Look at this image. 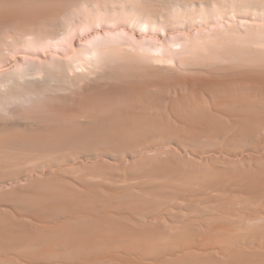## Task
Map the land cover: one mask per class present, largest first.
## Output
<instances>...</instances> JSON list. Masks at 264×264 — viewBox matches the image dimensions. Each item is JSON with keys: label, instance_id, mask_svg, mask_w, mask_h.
<instances>
[{"label": "bare ground", "instance_id": "bare-ground-1", "mask_svg": "<svg viewBox=\"0 0 264 264\" xmlns=\"http://www.w3.org/2000/svg\"><path fill=\"white\" fill-rule=\"evenodd\" d=\"M22 1V0H21ZM25 1V0H24ZM81 1V0H80ZM99 1V0H98ZM101 3H102V6L104 8H106V13L104 14L103 12V16H96L95 15V19L98 21V23L100 25H105L106 27L110 25H119L120 22H123L124 24H129V26H134L135 28H138L139 30H143L144 32H148V30L151 32L154 30L156 31L157 28L159 26H162L163 28H169L170 24H171V27H172V24H173V27H174V24H177L176 26H178L177 28L179 29V26L181 27L184 23L183 21H187L188 20V23L190 25L195 26V24H197V22H199V24L201 23V25H205L209 23H213L215 22L216 19H220L221 22H226V26H228V29L226 28H221V29H218L217 26H209V27H202L203 30H198L197 31V35L198 36H194V34H189V35H185L186 33L182 32L185 36L183 37V35L181 36V43H179L181 45L180 48H177L176 50H172L170 48V45L169 47L165 48V47H160V48H163L164 49V52L163 53H160L162 54L161 56H165V58H168L169 60L168 61H172L171 58H174L176 56V54L178 55H186V54H191L192 52L196 53L197 52H203V51H211L212 52L214 50H218V48L222 47L223 49V44H228L229 43H226L228 42L231 38L230 36H228L227 32L230 33L228 30L230 29L233 30V32L231 33H234L235 32V24H233L232 22L230 21H227L225 19V15L226 12L228 10H230V13L232 12V16L233 15H236V13L238 12L240 15L242 13L245 14L243 15L245 18V16H247V18H250L252 16H255V18L258 16H261L264 18V0H210L212 2H210L209 0H205L207 1L208 4L205 3H199V5L201 6V9H202V6H203V10H200V6L193 4V6H190V7H186L185 3H184V7L182 6L183 4H175V5H168V4H158V5H155L152 0H118V2H116V4H114L113 0H100ZM99 1V2H100ZM195 1V0H194ZM197 1V0H196ZM214 1V2H213ZM97 2V1H96ZM98 2V3H99ZM155 2V1H154ZM179 2V1H178ZM182 2V1H181ZM186 2H189V1H186ZM156 3V2H155ZM198 3V1H197ZM211 4H214V8L211 7ZM218 3V5H217ZM73 4H76V3H73ZM171 4V2H170ZM222 4V5H221ZM227 4H229L230 6H228ZM71 5H72V2H71ZM161 5V6H159ZM224 5V6H223ZM64 6V5H63ZM80 6V5H79ZM95 6H97L95 4ZM94 6V7H95ZM101 6V7H102ZM116 6V7H114ZM155 6H159L157 8H162V12L158 11L159 14L156 13V10H158L156 8V10L154 11L157 15H153L151 14L153 11L152 9L155 8ZM72 7V6H71ZM82 7V6H81ZM102 7V8H103ZM109 7H113L115 10L111 12H109V10L107 8ZM186 7V8H185ZM191 7H196L198 8L199 11H196L197 9H193L194 11L190 10ZM65 8V6H64ZM79 8V7H78ZM85 8V7H84ZM99 8V7H98ZM103 8V9H104ZM112 8V9H113ZM21 9V8H20ZM25 9V8H24ZM66 9V8H65ZM81 9V8H80ZM96 9V8H95ZM94 9V10H95ZM102 9V10H103ZM121 9V10H120ZM122 9L125 11L122 12ZM69 10V9H68ZM86 12H87V9H85ZM93 10V9H92ZM97 10V9H96ZM101 10V11H102ZM105 11V10H104ZM223 11V13H222ZM226 11V12H225ZM56 12V11H55ZM76 12V11H75ZM90 13V11H88ZM96 12V11H95ZM151 12V13H150ZM217 12V13H216ZM54 13V12H53ZM57 13V12H56ZM72 13V12H71ZM80 13V12H79ZM84 13V12H83ZM77 14V13H76ZM97 14V13H96ZM100 14V13H99ZM146 14V15H145ZM149 14H151V16H149ZM229 14V13H228ZM60 15V14H58ZM170 15H175L174 17L178 18L179 16V21H174V20H170L169 18H173V16L169 17ZM248 15H250V17H248ZM252 15V16H251ZM79 16V15H78ZM8 17V16H7ZM63 17V15H62ZM66 17V16H65ZM75 17V16H74ZM73 17V18H74ZM144 17V19H143ZM238 17V16H237ZM67 18V17H66ZM65 18V19H66ZM76 18V17H75ZM88 18V17H86ZM93 18V17H91ZM146 18V19H145ZM260 18V17H259ZM258 18V19H259ZM14 19V17H13ZM56 19V18H55ZM72 19V17H71ZM70 19V20H71ZM82 19V18H81ZM85 19V18H84ZM94 19V18H93ZM92 19V20H93ZM231 19V18H230ZM43 20V19H42ZM50 20V19H49ZM63 20V18H62ZM73 20V19H72ZM78 20V19H77ZM219 20V21H220ZM264 20V19H263ZM21 21V20H20ZM66 21V20H65ZM68 23H69V20L67 19ZM74 22L75 19L73 20ZM72 21V22H73ZM96 21V23H97ZM174 21V22H173ZM37 22V21H36ZM47 22V21H46ZM49 22V21H48ZM85 22V21H84ZM173 22V23H172ZM63 23V22H62ZM61 23V25H62ZM78 23V21H77ZM81 23V22H80ZM79 23V24H80ZM182 25H180V24ZM187 23V22H186ZM187 23V24H188ZM37 24V23H36ZM48 24V23H47ZM45 23V25H47ZM82 23V25L80 26V28L82 29L83 32L86 31V29L84 30V28L88 25ZM98 24V25H99ZM122 24V23H121ZM169 24V25H167ZM31 25V24H30ZM33 25V24H32ZM54 25V24H53ZM69 25V24H68ZM75 25V24H74ZM90 25V24H89ZM92 25V24H91ZM116 25H114L116 27ZM202 25V26H203ZM242 25V24H241ZM240 25V26H241ZM245 25V23H244ZM19 26V25H18ZM48 26V25H47ZM52 26V25H51ZM55 26V25H54ZM64 26V25H63ZM71 26V25H70ZM69 26V27H70ZM76 26V25H75ZM113 26V27H114ZM128 26V25H127ZM128 26V27H129ZM169 26V27H168ZM175 26V27H176ZM247 26V25H246ZM254 26V25H253ZM32 27V26H31ZM29 27V28H31ZM36 27V26H35ZM95 27V26H94ZM93 27V28H94ZM98 27V26H97ZM104 28L105 29V32L106 34L104 36H99L100 38H102L101 40H96L95 39V35H93L94 39L96 41H93V43L88 46V43L87 45H85V47L83 46L82 49H79V47H81L82 45L78 46V44H74L75 42H73L72 40V44L70 43V48L72 47L73 49V52H74V55L72 56V60H71V56H70V59L69 57H67L66 59L57 55V54H54L53 57L57 59H59V63L57 61H50L54 63L50 64L48 63L47 61V64H45L46 62L43 61V62H37L36 63V60H34L33 62H29L28 60L29 59H26L28 61V64H26L25 62V65H18L16 70L14 69L13 72L9 73L8 75H5L1 78L0 80V95L1 97H4L3 100H5V98H12V97H22L21 99L25 98L27 99V95H36L37 97L40 96L39 94L41 92H39V88H42L47 86L49 87L48 89H50V87L53 88V86L55 87L57 85L58 82H60V79L61 82L57 85L59 86L63 81H64V78H71L72 77V81L69 79H65L66 81L68 82H73L75 76L77 77L78 74H76L75 71H80L78 67L82 68L81 66L83 65V67L85 66V69H88L86 72H83L81 73L82 77L85 73V75H90V73L88 71H93V70H98L99 67L102 66V63L104 65V63H108L110 64V62L112 63V61H109L108 58H107V55L108 53L112 52V51H115V52H118L119 49H121L120 51H122L123 49V46H126V45H129V47H134L135 48H139L143 51V56L145 55V53H149L148 54H151V56L153 57L154 55L152 54V46L148 43L147 40H144L146 41V43L148 44V46H141L137 41L136 39V42L138 43H135L133 44L134 46H132V43L130 41V44H125L126 43V38H123V36L121 37L117 32L109 29V27L107 28ZM119 27V26H118ZM174 27V28H175ZM183 27V26H182ZM185 27V26H184ZM196 27V26H195ZM211 27V28H210ZM239 27V26H237ZM244 27V30L247 28L245 26ZM22 28V27H21ZM20 28V29H21ZM34 28V27H33ZM64 28V27H63ZM62 28V29H63ZM79 28V27H78ZM133 28V27H132ZM173 28V29H174ZM215 28V30H214ZM253 28V27H252ZM27 29V27H26ZM36 29V28H34ZM77 29V28H76ZM80 29V31H81ZM134 29V28H133ZM137 29V31H138ZM159 29V28H158ZM165 29V30H166ZM171 29V28H170ZM176 29V28H175ZM191 29V28H190ZM225 29V30H224ZM240 29V27H239ZM257 29V28H256ZM260 29V28H259ZM2 30V28H1ZM6 30V29H5ZM11 30H12V27H11ZM22 30V29H21ZM46 30V29H44ZM57 30V29H56ZM64 30V29H63ZM78 30V29H77ZM76 30V31H77ZM96 30V29H95ZM103 30V29H102ZM136 30V29H135ZM241 30V29H240ZM258 30V29H257ZM7 31V30H6ZM25 31V30H23ZM30 31V30H29ZM34 31V30H33ZM40 31V30H39ZM66 31V30H65ZM98 31V29L96 30ZM95 31V32H96ZM120 31V30H119ZM164 31V30H163ZM5 32V31H4ZM13 32V31H12ZM19 32V31H18ZM38 32V31H37ZM53 32V31H52ZM59 32V31H58ZM57 32V33H58ZM82 32V33H83ZM92 32V31H91ZM142 31H140L141 33ZM148 32V33H150ZM202 32V33H201ZM240 32V31H239ZM242 32V31H241ZM256 32V31H254ZM8 33V32H7ZM31 33L33 35L30 36L29 38V43L33 38H31L32 36H34V33L32 32L31 30ZM45 33V31H44ZM48 33L49 35V32H46ZM56 33V32H55ZM75 35H76V32H74ZM77 33H80L79 31ZM90 33V32H89ZM122 33V32H121ZM143 33V32H142ZM165 33V32H164ZM230 33V34H231ZM243 33V32H242ZM240 33V34H242ZM245 33V31H244ZM258 33V32H257ZM10 34V32H9ZM27 34H30V33H27ZM38 34V33H37ZM52 34V33H51ZM63 34V33H62ZM67 34V33H66ZM91 34V33H90ZM99 35H101L102 33H98ZM127 34V33H126ZM144 34V33H143ZM162 34V33H161ZM180 34V33H179ZM227 34V35H226ZM41 35V34H40ZM145 35V34H144ZM233 35V34H232ZM234 35H238V31L235 32ZM233 35V36H234ZM251 35V34H250ZM256 35V33H252V36L254 37ZM18 36V35H17ZM42 36V35H41ZM43 36H45L43 34ZM64 36V35H62ZM68 35H65L64 36V40H67V37ZM129 36V35H128ZM230 38H228V37ZM242 36V35H241ZM241 36L239 37V35L237 37L241 38ZM4 37V35L2 36ZM61 37V36H60ZM59 36H56V35H50L48 36V42H50V40H53L54 43H60L61 42H64L63 41V37L60 38ZM126 37V36H125ZM248 37L247 36V39L245 38H241L240 40L244 39L245 40H248ZM257 37V35H256ZM255 37V38H256ZM27 38V35H25V39ZM39 38V37H38ZM41 38V37H40ZM43 38V37H42ZM157 39V37H155ZM165 38V37H164ZM234 38V37H233ZM254 38V39H255ZM20 39V38H19ZM31 39V40H30ZM62 39V40H61ZM69 39V38H68ZM154 39V40H156ZM229 39V40H228ZM236 39V38H234ZM238 39V38H237ZM252 37H250L249 40H251ZM27 40V39H26ZM25 42L28 43V40ZM37 40V39H35ZM42 40V39H41ZM47 40V39H46ZM61 40V42H59ZM76 40V39H74ZM88 40V39H87ZM131 40V39H130ZM133 40V39H132ZM153 40V41H154ZM158 40V39H157ZM179 41V39H176ZM239 40V39H238ZM248 40V41H249ZM10 41V40H9ZM68 41V40H67ZM247 41V42H248ZM253 41V39H252ZM4 41H1V43H3ZM24 42V40H23ZM70 42V40H69ZM89 42V41H88ZM92 42V41H91ZM129 42V40H128ZM169 42V41H167ZM174 42V41H173ZM231 42V41H230ZM246 42V41H245ZM8 43V42H6ZM5 43V44H6ZM33 43H36V46L39 45L37 44V41L35 42L33 40ZM39 43V42H38ZM53 43V44H54ZM86 43V42H85ZM134 43V42H133ZM143 44V42H141ZM145 43V42H144ZM171 43V41H170ZM238 44V42H234V44ZM13 44V43H12ZM25 44V43H24ZM125 44V45H124ZM155 44V43H154ZM159 44V43H158ZM178 44V45H179ZM245 44V43H244ZM249 44V43H248ZM4 45V44H3ZM2 45V46H3ZM7 45V44H6ZM26 45V44H25ZM32 45V43H31ZM35 45V44H33ZM43 45V44H42ZM58 44H56L57 46ZM138 45V47H136ZM146 45V44H145ZM157 45V44H156ZM166 45V44H165ZM177 45V46H178ZM217 45V46H216ZM222 45V46H220ZM233 45V44H231ZM240 45V44H239ZM243 45V44H242ZM5 46V45H4ZM10 46V45H8ZM6 46V48L8 47ZM30 46V44H29ZM34 46V47H36ZM41 46V45H40ZM40 46H37V47H40ZM64 46V44H63ZM69 46V45H68ZM164 46V45H162ZM172 46V44H171ZM220 46V47H218ZM224 45V47H227ZM13 47V46H11ZM28 47V46H27ZM32 47V46H31ZM36 47V48H37ZM44 47V46H43ZM47 47V46H46ZM45 47V48H46ZM62 47V44L61 46ZM128 47V46H127ZM128 47V48H129ZM175 47V46H174ZM179 47V46H178ZM217 47V48H216ZM234 47V46H233ZM4 48V47H3ZM44 48V49H45ZM49 48V47H48ZM154 48V46H153ZM158 48V46H157ZM158 48V49H160ZM216 48V49H215ZM1 49V48H0ZM13 49V48H12ZM25 49V48H24ZM40 49V48H39ZM55 49V48H53ZM63 49V47H62ZM5 50V49H3ZM16 50V49H15ZM34 50V48L32 47L31 51ZM50 50V49H49ZM129 50H134L133 48H129ZM137 50V49H136ZM161 50V49H160ZM166 50V51H165ZM28 51V49L26 50ZM37 51V49H36ZM42 51V49H41ZM54 51V50H53ZM81 51V52H80ZM125 51L126 48H125ZM141 51V52H142ZM145 51V53H144ZM205 51V52H206ZM221 50H218L217 52H219ZM35 52V51H34ZM130 52V51H129ZM160 52V51H158ZM28 53V52H27ZM58 53V52H57ZM81 53V54H80ZM109 53V55H110ZM121 53H124L121 52ZM119 53V54H121ZM128 53V52H126ZM131 53V52H130ZM207 54H209L208 52H206ZM214 53V52H213ZM49 54V53H48ZM80 54V55H79ZM118 54V58L120 57ZM12 54L10 53V56ZM45 55V53L43 54ZM116 57H117V54H115ZM126 55V54H125ZM131 55V54H130ZM134 55V54H132ZM142 55V54H141ZM158 55V54H157ZM169 55V56H168ZM182 55V56H183ZM196 55V54H195ZM200 55V54H199ZM217 55V53H216ZM2 56V55H1ZM8 56V55H7ZM6 56V57H7ZM63 56V55H62ZM114 56V55H113ZM140 56V52H138V56L135 54L134 57H136L135 59L138 60V57ZM142 56V57H143ZM149 57V58H144V59H153L152 57ZM161 56H154V57H157L158 59L161 57ZM180 56V58L182 57ZM197 56V55H196ZM194 56V58H198ZM205 56V55H204ZM16 57V56H15ZM14 57V59H15ZM131 57V56H130ZM147 57V56H146ZM160 58L162 59V63L166 61L165 58ZM25 58V57H24ZM110 58V57H109ZM122 57H120L119 59H121ZM179 58V59H180ZM185 58H187V56H185ZM191 58V57H189ZM39 59V58H38ZM50 60L52 59L51 57L49 58ZM106 59V62H104ZM117 59V58H115ZM123 59H126L125 57ZM159 59V61H161ZM176 59V58H175ZM183 59V58H181ZM13 60V59H12ZM33 60V59H31ZM41 61V59H39ZM37 60V61H39ZM70 60V61H69ZM128 59L125 60V62L127 61ZM131 60V58H130ZM133 60V58H132ZM145 61V63H151L149 61ZM190 60V59H189ZM198 59H196L195 61H197ZM108 61V62H107ZM122 61V60H121ZM129 61V60H128ZM127 63H130V65H132L131 61ZM142 61V60H141ZM139 61V62H141ZM181 61V60H180ZM179 61V62H180ZM15 62V61H14ZM45 62V63H44ZM117 62V61H116ZM123 62V61H122ZM134 62L133 64H138V62L136 61H132ZM174 62V61H173ZM178 62V64H179ZM186 63V61H183ZM187 62H189L187 60ZM40 63V64H39ZM115 63V62H114ZM142 63V62H141ZM144 63V62H143ZM161 63V64H162ZM167 65H168V62L166 61ZM165 63V64H166ZM1 64V63H0ZM42 64V65H41ZM52 66H50V65ZM54 64V66H53ZM117 64V63H115ZM119 64V63H118ZM124 64V63H123ZM123 64H122V68H123ZM140 64V63H139ZM138 64V65H139ZM164 64V63H163ZM177 64V66H178ZM184 64V63H183ZM114 65V64H113ZM128 64H126L127 66ZM156 65V64H155ZM198 65V64H197ZM106 66V65H105ZM110 66V65H109ZM117 66V65H116ZM144 66V65H143ZM151 66V65H150ZM162 66V65H161ZM199 66V65H198ZM197 66V67H198ZM203 66V65H202ZM206 66V65H205ZM16 67V66H15ZM112 67V66H111ZM130 67V66H128ZM149 67V66H148ZM183 67V66H182ZM189 67V66H188ZM109 68V67H108ZM119 68V66L117 67V69ZM126 68V67H125ZM132 68V67H130ZM141 68V67H140ZM144 67H142L143 69ZM209 68V67H208ZM101 70L103 69V67L100 68ZM116 69V68H114ZM139 69V68H138ZM147 69V68H146ZM186 69V68H184ZM203 69V68H202ZM10 70V69H9ZM75 70V71H74ZM82 70V69H81ZM113 70V68H112ZM135 70V68H134ZM209 70V69H208ZM99 71V70H98ZM107 71V69H106ZM110 71H111V68H110ZM147 72V70H145ZM166 71V70H165ZM9 72V71H8ZM75 72V73H74ZM101 72V71H100ZM109 72V71H108ZM136 72V70H135ZM152 72V71H151ZM1 73V72H0ZM94 73V72H92ZM91 73V74H92ZM117 73V72H116ZM131 73V72H130ZM144 73V72H143ZM185 73V72H184ZM188 73V72H187ZM194 73V72H193ZM76 74V75H75ZM80 74V73H79ZM103 74V73H102ZM114 75V73H112ZM111 74V75H112ZM119 74V73H118ZM127 74V73H126ZM147 74V73H146ZM152 76H153V73H151ZM189 74V73H188ZM192 74V73H191ZM195 74V73H194ZM80 75V77H81ZM130 75V74H129ZM183 75V74H182ZM182 75L178 76V77H182ZM74 76V78H73ZM91 76V75H90ZM122 76V75H121ZM142 76V75H141ZM200 76V75H199ZM88 78V76H86ZM84 76V79L86 78ZM124 77V76H123ZM155 77V76H154ZM161 77V76H160ZM194 77V76H193ZM196 77V76H195ZM78 78V77H77ZM94 78V77H93ZM92 78V79H93ZM109 78H112L111 76L108 77L107 79ZM128 78V77H127ZM137 78V77H136ZM140 78H143V77H140ZM175 78V77H174ZM191 78V77H190ZM91 79V78H90ZM114 79V78H113ZM117 79V78H116ZM135 79V78H134ZM104 80V79H103ZM111 80V79H110ZM130 80V78H129ZM145 80V79H144ZM170 80V79H169ZM168 80V81H169ZM184 80V79H183ZM189 80V79H188ZM187 80V81H188ZM75 81H76V78H75ZM81 81V80H80ZM85 81V80H84ZM95 81V80H94ZM136 81V80H135ZM141 81V80H140ZM151 81V79H150ZM157 81V80H156ZM164 81V80H163ZM166 81V82H168ZM176 81V80H175ZM192 83H200V81H197V80H194V79H191L190 80ZM77 82V81H76ZM93 82V81H91ZM113 82V81H112ZM117 82V81H116ZM146 82V81H145ZM165 82V81H164ZM165 82V83H166ZM65 83V81H64ZM67 83V82H66ZM100 83V82H99ZM108 83V82H106ZM137 83V82H136ZM157 83V82H156ZM176 83V82H175ZM185 83V81H184ZM79 84V83H78ZM82 84V83H81ZM85 84V83H84ZM116 84V83H114ZM129 84V83H128ZM146 84V83H145ZM150 84V83H149ZM160 84V83H159ZM182 84V83H181ZM66 85V84H65ZM64 85V87H65ZM76 85V84H74ZM87 85V83H86ZM140 85L142 86L143 84L140 83ZM161 85V84H160ZM114 86V85H113ZM121 86V85H120ZM127 86V85H126ZM146 86V85H145ZM212 86V85H211ZM46 87V88H47ZM67 87V86H66ZM70 87V86H69ZM88 87V85H87ZM87 87H85L87 89ZM90 87L92 86H89L88 90H90ZM144 87V86H142ZM147 87V86H146ZM163 87V86H162ZM172 87V86H171ZM179 87V86H178ZM71 88V87H70ZM70 88H69V92H70ZM96 88V87H95ZM94 88V89H95ZM99 88V87H97ZM95 89L97 90V92H99V95L100 94H103V95H106L107 93L110 95L113 96V93L115 94V91L116 89H113L112 87H106L105 85V88L104 87H100V89ZM130 88V87H129ZM128 88V89H129ZM137 88V87H136ZM141 88V87H140ZM168 88V87H167ZM209 88V87H208ZM61 89V88H59ZM65 91L66 88H62L61 90ZM80 89V88H79ZM195 89V88H194ZM200 89V88H199ZM43 90V89H42ZM53 90V89H51ZM49 90V91H51ZM92 90V88H91ZM90 90V92H91ZM150 90V89H149ZM171 90V89H170ZM185 90V89H184ZM46 91V90H44ZM54 91V90H53ZM56 91V90H55ZM59 91V90H58ZM66 91H68V88L66 89ZM77 91V90H76ZM84 91V90H83ZM15 92H17L15 94ZM72 92V91H71ZM88 92L87 94V99L90 101L91 100V97L93 99V96H91L92 93ZM121 92V90H120ZM129 92V91H128ZM170 92V91H169ZM190 92V91H189ZM65 93V92H64ZM78 93V92H77ZM93 93H95V91H93ZM176 93V92H175ZM191 93V92H190ZM189 93V94H190ZM48 94V93H47ZM69 94V93H68ZM67 94V95H68ZM72 94V93H70ZM98 94V93H97ZM107 94V95H108ZM130 94V93H129ZM133 94V93H132ZM137 94V93H136ZM139 94V93H138ZM3 95V96H2ZM28 95V96H29ZM65 95V94H64ZM85 95V94H84ZM93 95V94H92ZM134 95V94H133ZM171 95V94H170ZM169 95V96H170ZM173 95V94H172ZM185 95V93H184ZM31 96V97H32ZM35 96V97H36ZM46 96V95H45ZM48 96V95H47ZM54 96V95H53ZM56 96V95H55ZM126 96V95H125ZM124 96V97H125ZM145 96H149V93L148 95H145ZM152 96V95H151ZM161 96V95H160ZM174 96V95H173ZM176 96V95H175ZM0 97V98H1ZM34 97V98H35ZM36 97V98H37ZM59 97V96H58ZM78 97V95H77ZM76 97V98H77ZM84 97V96H83ZM162 97V96H161ZM18 98V99H20ZM41 98V97H39ZM61 98V97H60ZM68 98V97H67ZM66 98V99H67ZM79 98V97H78ZM95 98V97H94ZM120 98V97H119ZM130 98V97H129ZM148 98V97H147ZM178 98V97H177ZM189 98V97H188ZM213 98V97H212ZM220 98V97H219ZM20 99V100H21ZM51 99V97H50ZM65 99V98H63ZM65 99V100H66ZM80 99V98H79ZM83 99L84 103L83 104H86L88 102L85 101L84 98H81ZM97 99V98H96ZM146 99V98H145ZM152 99V98H151ZM155 99V98H154ZM192 99V97H191ZM232 99V98H231ZM230 99V100H231ZM234 99V98H233ZM240 99V98H239ZM245 99V98H243ZM243 99H240L242 100V103L240 104V101L238 104H240L239 106L237 107H234L233 104H235V102H229V103H233L232 105H230V109L227 108V107H223L224 106V103H221V105L223 104V107L224 109H226L224 112L227 114V111L229 112V116L228 115H225L226 117H224V115H211L213 113H206L205 116H202V118L198 115L196 116H193L192 114L188 115V110L187 112H185L184 110L181 111L182 112V116L183 117H195L194 120H195V124L192 126H189L188 123L187 126H176V125H172L170 124L171 122H168L166 124L168 125H161V124H155V123H151L148 125V127L142 125L141 126H136V124L134 125H130V129H126L127 131H124V129L122 130V128H118V127H113L112 129V126L110 127V130L112 129V131L115 130V128H118L123 132H121V134H119L121 137L119 138V142H114V139H112L111 137V141L113 140L114 143H112L111 141L109 142V140L107 141L108 143H106V145L104 144L105 142V136H106V139H108L110 135H102V136H99L101 139H104L103 141V145H102V141H100L101 143H99V140L101 139H96L95 137H92V136H89L91 138H95L96 140H93V142L97 141L98 140V143H90L88 142L89 141V137H85L84 134L82 135L81 132L79 135V138L78 135L76 134V131L72 130V133H69L72 135V137H70V135L68 133H66L67 137L69 135V138L70 139H66L65 138V141L64 139H62L65 136V132L66 131H62L64 133L61 134V137L59 136V131H61V127H67V126H61L59 128V130L57 131L56 129L57 128H54V127H57L55 126L54 124V127L53 125L50 126L52 130V133H50L51 131H46L47 130V127L49 126H46V130L44 132V129H45V126L46 125V121H45V124L43 125V121L41 122V119L38 120V119H35V120H38L37 122H41L42 123V126L44 127H40L38 123H33L31 124V127L33 128L34 127V133H36L38 130H36L35 132V128H37L36 126H32V125H38V129L40 128V130L43 131V133H47L48 136H50L52 139H49L48 136L46 134H41V131H38L37 133L39 134H34L32 131V134H33V137H29L31 136V133H28L30 132L29 129H31V127L29 126H24L25 127V130H26V133H25V130H23L22 128V131L19 130V133H21L20 135H16L18 133V131L16 132H13L14 130L16 129H20L21 125H19V121L16 120L14 117H17L21 120H23V118L25 119L24 121L22 122H25L26 119L28 120V122H26V124H30L29 123V119L33 116H36L38 115V113L36 114L35 112L31 113V117L30 116V110H29V107L27 106V104L25 105V107L27 106V111L29 114L28 115V118H25L24 115L22 114V117L21 116H14L13 115L10 117L9 120L6 119L7 123L10 124V125H6L5 124H2V122H6L5 119L4 121H2V119L0 120V147H3V149L5 148L4 146H6V150H1L0 148V152L3 151V153L5 154L6 152L10 151L11 152H8L5 154H1L0 155V176L4 174V176L6 177V174L5 172H10V169L12 168V170H15L14 167H17V172L21 169V172L23 171V166L26 164V166L28 165V168H29V165H30V169H36L39 164L41 163L42 165V162L43 164H45L46 166H50V167H54V166H58L59 164V168H60V163H62L63 161L65 162H69L71 158H74L76 157V155L73 157V153H71V151L74 150V148H76L77 146L79 148H85L86 149V144H90L91 145H94V144H99V146H103L104 148L107 146L109 147L110 149L113 150L114 154H115V151L114 150H117V152L120 154V156L122 155V152L123 155H125L126 153V156H127V153H136L139 154L140 152L142 153L143 150L145 149H149L151 148L152 145H150L149 141L151 140H158L162 143H165V142H172L173 143H176V141H179V145L180 143H182L184 146L186 147H190V148H205L207 150V152L203 151L204 153H210V152H214V149H216L215 147H219V149H221L222 151L219 152L217 151L216 153L217 154H220V153H224L225 156H227V158H222V159H227V161L224 162V166L221 165L222 167H227L228 168H224L223 171L225 172H221L219 171V169L217 168L215 171L214 168L215 167V159L214 157H207L208 159H206V168L205 166L203 167L201 165L200 169L197 170L195 167L196 165L194 164V166H191L193 168L190 169L189 166L184 165L181 163L182 167H184V169H179L180 171H177V169L174 170L175 166L172 165L171 166V170L170 169H167L165 171H169L170 170V173L172 174H176L178 176H173L175 177L173 180H170V183L168 182L165 183L164 181L160 180V182H162L163 184L165 183L166 186L164 187L163 190H161V194L160 192H157V193H160V194H157V195H153V191H156L154 188L153 191L151 188H143V187H146L147 185H144L143 187L141 186V184L139 186H141L142 188H140L141 190L137 189L138 187L136 188H131L129 187V189L127 187H125L124 189V186L122 187V183L124 182L125 179H122L120 181L115 182L116 179L113 178L114 182L111 181L112 179H109L110 181L108 182V178H112V177H115L117 178V175L112 173V175L110 173H106L107 171H105L104 169L101 170L100 172L102 173V171L104 172L103 175H110L111 177H106L105 179H107V183H108V186H107V183L105 182L104 184L102 183L101 180H98L100 183H97L95 177H94V181H96V183L92 181V183L89 181V176L91 175H87V171L84 170V169H88V166L86 165L85 163V166L87 168H84V166H82V164H80V166H82L81 168H78L77 166L75 167L76 169L78 168L80 171L82 170V168H84V172H80V171H77L76 170V174L73 172H69L68 169L66 171V173H71L72 175L75 174V177H77L78 175L77 174H81V173H85V171L87 172L85 177H88V184L90 182L89 186L86 182H87V179L86 181L84 179H81L80 176V180L79 182L81 181V183H85L87 184L86 187H90L88 190V188H86L84 185L85 184H81V183H78V184H81L82 186V189H80L81 187H77L80 189V193L78 192L79 189H76L75 190V193H74V190H72L71 188L73 187V185L71 184V190L68 188H65V185L63 186V184H60L61 186L63 187H60L59 185V182L57 183L59 185L58 189L63 190V188H65V190H70L68 191L70 194L73 192L74 195L72 197V195L70 196H67L69 193L66 192L64 194H67L66 196L62 197L63 194H61V197H59V195L54 196V200L51 199L52 201L48 200L47 203L45 201V197L43 199L41 198H38L37 197V194H36V197L41 200L42 202L44 201L45 203L41 204L42 202L39 201L40 205L36 202H33L34 203H37L39 208L36 209V208H32L34 207L33 203L31 205L32 207L29 206V203H24L25 199L21 198L23 200V205L22 203L19 204V206H15V203L13 204L11 201L9 202V200H11L12 198L14 199V195L16 197H19L20 195L17 196L18 193H13V197H10L11 194L7 195L5 194V199L3 198H0V256L2 255V259L4 256L7 257V261H5L4 259V262H2L1 264H150V263H146V261L148 259L151 260V258H153L152 256L155 254L156 257L157 256H162L164 259H167L168 261V264H250L252 262V264H255V260L256 261H259L260 264H263L264 263V166H260L259 165H254L255 167H253V163L252 161L254 160V154H261L262 156H264V103L262 104L263 101H261V106H260V110L258 109V111H255V107L254 105H252V103H249L250 100H247L248 103H246V100L245 103L243 102ZM249 99V98H248ZM255 99V98H254ZM1 100V99H0ZM2 100V101H3ZM8 100V99H7ZM12 100V99H11ZM33 100V99H32ZM43 100V98H42ZM46 100V99H45ZM44 100V101H45ZM94 100V99H93ZM107 100V99H106ZM196 100V99H195ZM216 100V99H215ZM263 100V99H262ZM18 101V100H17ZM48 102V100H46ZM50 101V100H49ZM56 101V100H55ZM72 101V100H71ZM76 101V100H75ZM82 101V100H81ZM80 101V102H81ZM96 101V100H95ZM121 101V100H120ZM118 100V102H120ZM126 101V100H125ZM140 101V100H139ZM170 101V100H169ZM168 101V102H169ZM174 101V100H173ZM193 101V100H192ZM220 99H219V103H220ZM223 101V100H222ZM221 101V102H222ZM234 101V100H233ZM1 102V101H0ZM6 102V100H5ZM27 102V101H26ZM37 102V101H36ZM39 102V101H38ZM41 102V100H40ZM53 102V101H51ZM63 102V101H62ZM66 102V101H65ZM78 102V104L80 103ZM86 102V103H85ZM92 102V101H91ZM101 103V101H99ZM104 102V101H103ZM145 102V101H144ZM161 102V101H160ZM190 102V101H189ZM196 102V101H195ZM193 102V103H195ZM224 102V101H223ZM238 102V100H237ZM252 102V101H251ZM32 105H33V102H31ZM43 103V102H42ZM46 103V102H45ZM75 103V102H74ZM94 103V101H93ZM97 103V102H96ZM162 103V102H161ZM167 103V102H166ZM199 103H202V102H199ZM212 103V102H211ZM260 103V102H259ZM30 104V103H29ZM37 104V103H36ZM44 104V103H43ZM90 104V102H89ZM104 104V103H103ZM111 104V103H110ZM147 104V103H145ZM158 104V103H157ZM171 104V103H170ZM203 104V103H202ZM207 104V103H205ZM228 104V103H227ZM225 103V105H227ZM22 105V104H21ZM34 105H35V102H34ZM45 105V104H44ZM92 105V104H91ZM108 105V104H107ZM131 105V104H130ZM159 105V104H158ZM161 105V104H160ZM159 105V106H160ZM172 105H175L173 104L172 102ZM181 105V103L179 104ZM188 105V104H186ZM185 105V106H186ZM209 105V103H208ZM2 106V105H1ZM56 106V105H55ZM72 106V105H71ZM87 106H90V105H87ZM116 106V105H115ZM134 106V105H133ZM153 106V105H151ZM178 106V105H177ZM176 105L174 106L175 108L177 107ZM203 106V105H202ZM206 106V105H204ZM228 106V105H227ZM231 106L233 108H231ZM236 106V104H235ZM252 106V107H251ZM21 107V106H20ZM48 107V106H47ZM60 107V106H59ZM68 107V106H67ZM66 107V109H67ZM90 107H93L90 106ZM95 107V105H94ZM105 107V106H104ZM135 109H136V105L134 106ZM150 107V106H148ZM180 107V106H178ZM183 107V106H182ZM191 107V105L189 106ZM208 107V106H207ZM218 107V106H217ZM35 108V107H34ZM42 108V106H41ZM62 108V107H61ZM88 108V107H87ZM96 110H97V107H95ZM117 108V107H116ZM123 108V106H122ZM130 108V107H129ZM151 108V107H150ZM153 108V107H152ZM161 108V107H160ZM220 108V107H219ZM235 108V109H234ZM253 108V110H249ZM45 109V108H44ZM59 109V108H57ZM74 109H76L74 107ZM82 109V108H81ZM90 109V108H89ZM103 109V108H102ZM101 109L102 111V114H104L103 112L107 109H105L104 111ZM133 109V107H132ZM149 109V108H148ZM173 109V108H172ZM184 109V108H183ZM213 109V107H212ZM229 109V110H227ZM234 109V110H233ZM9 110V109H8ZM24 110V109H23ZM77 110V109H76ZM78 110H80L78 108ZM88 110V109H87ZM109 109H107L108 111ZM115 110V109H114ZM113 110V112H114ZM118 110V109H117ZM124 110V109H123ZM129 110V109H128ZM139 110V109H138ZM136 110V111H138ZM159 110V109H158ZM174 110V109H173ZM193 110V109H191ZM195 110V108H194ZM201 110V109H200ZM206 110V109H205ZM208 110V109H207ZM210 110V108H209ZM25 111V110H24ZM32 111V110H31ZM35 111V109H34ZM38 111V110H36ZM47 111V110H46ZM119 111V110H118ZM122 111V110H121ZM124 111H127V110H124ZM131 111V109L129 110ZM134 111V109H133ZM140 111V110H139ZM144 111V110H143ZM196 111V110H195ZM236 111V112H235ZM11 112V111H10ZM47 112H50V110H48ZM46 112V113H47ZM59 111H57L58 113ZM68 112V111H67ZM72 112V111H71ZM77 112V111H76ZM98 112V110H97ZM112 112V110L110 111ZM117 112V111H115ZM120 112V111H119ZM117 112V113H119ZM132 112V111H131ZM150 112V111H149ZM156 112V111H154ZM154 112L152 114H154ZM194 112V111H192ZM223 112V113H224ZM2 113V112H1ZM12 113V112H11ZM21 113V112H20ZM23 113V112H22ZM35 113V114H34ZM61 113V111H60ZM59 113V114H60ZM74 112H72L71 115L68 116V121L71 119V121L75 119H78L77 117L79 116V118L81 119V117L84 116L83 113L79 114L78 112L74 115L73 114ZM96 113V111L93 113V115ZM100 113V112H98ZM109 113V111L107 112V114ZM126 113V112H124ZM127 113H129L127 111ZM125 114V115H128V114ZM133 113V112H132ZM129 115V116H132L134 114ZM135 113V111H134ZM136 113H141L142 112H136ZM157 113V112H156ZM161 113V112H160ZM173 113V112H172ZM186 113V114H185ZM204 113V112H203ZM231 113V114H230ZM25 114V113H24ZM34 114V115H33ZM42 115H45L44 113H41ZM40 114V115H41ZM62 114V113H61ZM65 114V113H64ZM87 114V113H86ZM85 114V119H89L88 117H92V111L91 113L89 112L88 114H90V116L86 115ZM106 114V113H105ZM110 114V113H109ZM108 114V115H109ZM114 114V113H113ZM130 114V113H129ZM139 114V115H141ZM145 114V112L143 113ZM148 113H146L145 115V118H144V115H142L141 117H143V119H145L147 121V124L148 122H150V117L147 115ZM151 115V113H149ZM3 116V114H1ZM21 115V114H20ZM47 115V114H46ZM55 115V113H54ZM83 115V116H81ZM121 115V114H120ZM118 115V117L120 116ZM124 115V114H122ZM121 115V117H122ZM156 115V114H155ZM164 116V114H162ZM208 115V116H207ZM26 116V115H25ZM39 116V115H38ZM52 116V115H51ZM56 116V115H55ZM54 116V117H55ZM60 116V115H58ZM71 116V117H70ZM74 116V117H73ZM101 115H99L100 117ZM112 116V114H111ZM161 116V115H160ZM181 116V114L179 115ZM181 116V117H182ZM198 116V117H197ZM27 117V116H26ZM43 117H46V116H43ZM70 117V118H69ZM87 117V118H86ZM91 117H90V120H91ZM96 117H97V113H96ZM103 117V116H102ZM105 117V115H104ZM103 117V118H104ZM108 117V116H107ZM116 118H118L117 116H114ZM127 117V116H126ZM134 117H139L138 115H134ZM133 117V119L131 117L130 120H134L135 118ZM140 117V118H141ZM147 117V118H146ZM149 117V121L147 120ZM152 117H155V116H152ZM168 117V116H167ZM175 117V116H174ZM187 117V118H188ZM204 117V118H203ZM0 118H4V117H0ZM13 118V119H12ZM40 118V117H39ZM58 118V117H57ZM60 118V117H59ZM63 118L66 119V116L62 117V120ZM98 118V117H97ZM103 118H100L101 120ZM106 118V117H105ZM104 118V119H105ZM112 118V117H110ZM109 118V119H110ZM123 118V117H122ZM128 118V117H127ZM158 118V116H157ZM170 118V117H169ZM16 120V123L15 121H12V120ZM32 119V118H31ZM50 119V118H49ZM52 119V118H51ZM94 119V117H93ZM108 119V118H107ZM113 119V118H112ZM119 119H121L119 117ZM119 119H116V120H119ZM125 119V118H124ZM139 119V118H138ZM137 119V121H138ZM141 118V120H143ZM155 119V118H154ZM162 119V118H161ZM193 119V118H192ZM33 120V119H32ZM31 120V121H32ZM34 120V121H35ZM48 120V119H47ZM56 120V118H55ZM86 120V121H87ZM111 120V119H110ZM122 120V119H121ZM127 120V119H126ZM145 120H143L145 122ZM160 120V118H159ZM172 120V118H171ZM170 120V121H171ZM176 120H178L176 118ZM187 120V119H186ZM191 120V118H190ZM8 121H11L12 123L8 122ZM77 121V120H76ZM81 121V120H79ZM115 121V119H114ZM114 121L112 123H114ZM136 121V120H135ZM140 121V119H139ZM153 121V120H152ZM189 121V120H188ZM15 122V123H13ZM21 122V121H20ZM49 121H47L48 123ZM57 122V121H56ZM66 122V121H65ZM75 122V121H74ZM78 122V121H77ZM88 122H90L88 120ZM96 122H99V123H102L104 125V123L106 122V119L104 122H101V121H98L96 120ZM108 122V121H107ZM123 122V120L121 121ZM132 122V121H131ZM159 122V121H158ZM176 122V121H175ZM180 122V120H179ZM52 123V122H51ZM70 123V122H69ZM85 123V121H84ZM97 123V124H99ZM138 123V122H137ZM12 124V125H11ZM22 124V123H21ZM60 124V123H59ZM58 124V125H59ZM66 124V123H65ZM68 124V122H67ZM73 124V122H72ZM80 124V123H79ZM95 124V125H97ZM121 124V123H120ZM123 124V123H122ZM24 125V124H23ZM51 125V124H50ZM61 125H62V122H61ZM78 125V124H77ZM91 125H94V123L92 122ZM106 125V124H105ZM111 125V123H110ZM124 125V124H123ZM145 125H146V122H145ZM76 126V125H75ZM88 126V125H87ZM100 126V125H99ZM97 125V127H99ZM102 126V125H101ZM127 126V125H126ZM125 126V127H126ZM133 126V127H131ZM29 127V128H28ZM72 127V126H71ZM77 127V126H76ZM75 127V128H76ZM79 127H83V126H79L77 127V129L79 130ZM93 127V126H92ZM91 127V128H92ZM97 127L96 130H97ZM103 127V126H102ZM101 127V129H102ZM106 127V126H104ZM108 127V125H107ZM108 127V128H109ZM120 127H123L120 125ZM73 128V127H72ZM89 128V127H88ZM100 128V127H99ZM98 128V129H99ZM127 128V127H126ZM55 129L56 132H58V134L53 131ZM64 129V128H63ZM83 129V128H82ZM87 129V128H86ZM85 129V131H86ZM94 129V127H93ZM100 129V130H101ZM66 130V129H65ZM99 130V132H100ZM71 130H69L70 132ZM95 131V130H93ZM102 131V130H101ZM117 131V130H115ZM13 132V133H12ZM55 132V135L53 134ZM98 132V133H99ZM109 132V130H108ZM119 132V133H120ZM16 133V134H15ZM27 133L29 134V136H27ZM79 133V131H78ZM83 133V132H82ZM97 133V131H96ZM113 135L115 132H112ZM117 133V132H116ZM115 133V136L118 135V133L116 134ZM23 134H26L25 136H23ZM76 134V135H74ZM93 134V133H92ZM108 134V133H107ZM38 135H43V138L40 136L38 137ZM45 135V136H44ZM54 135V136H53ZM57 135V136H56ZM27 136V137H26ZM36 136V137H34ZM56 136V137H55ZM77 136V137H75ZM175 136L177 139H175ZM55 137V139H54ZM82 137V138H81ZM98 137V136H97ZM113 137V136H112ZM117 137V136H116ZM84 138V142H81L82 139ZM115 138V137H114ZM118 138V137H117ZM88 141H87V140ZM69 140V141H68ZM90 140V141H91ZM176 140V141H175ZM19 141H22L21 143H23L27 148L33 150L34 152L32 153L31 150H28L30 152H26V151H23L26 150L24 147V145H21L19 143ZM175 141V142H174ZM26 142V143H25ZM81 142V143H80ZM85 142H88L85 144ZM19 143V145L17 144ZM32 144V145H29V144ZM17 144V146L15 147V149H19L20 152L19 153H23V156L27 155L28 154V158L27 157H21L22 154H18V151L19 150H16V151H13L11 150V147H9V149H7L8 145L12 146V149L14 148L13 146H15ZM81 144H85V145H79ZM108 144V145H107ZM157 144V142H156ZM160 144V143H159ZM169 144V143H168ZM167 144V145H168ZM172 144V143H170ZM181 145V146H183ZM23 146V149H21ZM84 146V147H83ZM90 146H87L88 149ZM99 146H95L94 148L91 146L90 148H93V149H96V147H99ZM77 147V148H78ZM106 147V148H107ZM153 147V146H152ZM160 147H163L160 146ZM167 147V146H166ZM78 148V151H80V149ZM81 148V150H82ZM100 148V147H99ZM98 148V149H99ZM105 150L103 148H100L101 150L103 149L104 152L106 153L107 151H109L110 149H106ZM155 148V147H153ZM214 148V149H212ZM99 149V150H100ZM192 149V150H194ZM38 150V151H37ZM71 150V151H70ZM91 150V149H89ZM102 150V151H103ZM120 150V151H119ZM166 150V149H165ZM164 150V151H165ZM187 150V149H186ZM190 150V149H189ZM204 150V149H203ZM217 150V149H216ZM215 150V151H216ZM6 151V152H5ZM76 150H74V152L77 154ZM92 152L94 150H91ZM146 151V150H145ZM171 151V150H170ZM184 151V150H183ZM196 151V150H195ZM17 152V153H16ZM81 152V151H80ZM79 152V153H80ZM88 152V151H87ZM90 152V151H89ZM91 152V153H92ZM111 152V150H110ZM151 152V151H150ZM158 152V151H157ZM163 152V151H162ZM186 152V151H184ZM190 152V151H189ZM12 154L10 156H7L8 154ZM27 153V154H25ZM94 153H96V156L100 153L101 154V151H94ZM141 153L139 154V156L141 155ZM146 154H148L147 152H145ZM161 153V152H160ZM165 153V152H164ZM172 153V152H171ZM178 153V152H177ZM191 153V152H190ZM15 154H18L21 155L19 156L20 159L24 158V162L21 160L18 161V158H16V155ZM30 154L31 157L29 156ZM73 154V155H72ZM84 154H87V153H84ZM89 154V153H88ZM100 157H102V155H100ZM112 153V155H114ZM130 154V155H131ZM150 154V153H149ZM162 154V153H161ZM170 154V153H169ZM179 154V153H178ZM213 154V153H212ZM14 155V156H13ZM82 155L81 153L78 154V156ZM90 155V154H89ZM92 155V154H91ZM104 155V154H103ZM133 155V154H132ZM131 155V156H132ZM144 155V153H143ZM142 155V156H143ZM158 155V154H157ZM156 155V156H157ZM166 155V154H165ZM181 155V154H180ZM179 155V157H180ZM189 155V154H188ZM187 155V156H188ZM210 155V154H209ZM83 156V155H82ZM81 156V158H82ZM107 156V155H106ZM111 156V155H110ZM118 156V155H117ZM116 156V157H117ZM126 156L124 158H126ZM135 156V155H133ZM163 158H164V154L162 155ZM170 156V155H168ZM175 156V155H174ZM177 156V155H176ZM190 156V155H189ZM207 156V155H206ZM217 156V155H216ZM260 156V155H259ZM5 157V158H4ZM87 157V155H86ZM91 157V156H90ZM89 157V158H90ZM95 157V158H96ZM105 157V156H104ZM109 157V156H108ZM115 155H114V158H116ZM122 157V156H121ZM150 157V156H149ZM184 157V155L182 156ZM181 157V158H182ZM78 160H80L79 157H77ZM88 158V157H87ZM93 158V157H92ZM94 158V159H95ZM99 158V157H98ZM97 158V159H98ZM113 158V157H111ZM123 158V159H124ZM135 158V157H134ZM152 158V157H151ZM158 158V157H157ZM160 158H162L160 156ZM162 158V159H163ZM167 158V157H165ZM172 158V156H171ZM174 158L173 157V161H174ZM187 158V157H186ZM192 158V157H190ZM216 158V157H215ZM259 158V157H258ZM29 159V161H27ZM51 159V160H50ZM68 159V160H67ZM117 159V158H116ZM122 160V158H120ZM145 159V157L143 158ZM155 159V158H154ZM159 159V158H158ZM220 159V158H219ZM26 160V162H25ZM67 160V161H66ZM76 160V159H75ZM75 160H73L75 162ZM88 160V159H87ZM101 160V159H100ZM121 160H119L121 162ZM140 160V159H139ZM170 160V159H168ZM167 160V162H168ZM181 160V159H180ZM188 160H190L188 158ZM195 160V159H193ZM262 160V158L260 159ZM90 161V160H89ZM89 161H86V162H89ZM118 161V162H119ZM149 161V160H148ZM151 161V160H150ZM160 161V160H159ZM172 161V163H173ZM184 162H186L184 159H183ZM205 161V160H204ZM256 161H257V158H256ZM27 162H34L37 166L36 168L34 164H28ZM36 162H39V164H37ZM80 162V161H78ZM128 162V161H127ZM133 162V161H132ZM136 162L138 163V161L136 160L135 161V165H136ZM152 162V161H151ZM155 162H158V161H155ZM177 162V161H176ZM191 162V161H190ZM189 162V163H190ZM196 161H194L195 163ZM202 162V161H201ZM215 162V163H214ZM255 162V161H253ZM262 162V161H261ZM23 163V166L21 167L20 165ZM25 163V164H24ZM64 163V162H63ZM91 163V162H90ZM96 163V162H95ZM100 163L102 164V162L100 161ZM123 163V162H122ZM131 163V162H130ZM145 163V162H144ZM153 163V162H152ZM160 163V162H159ZM171 161L169 163H166V164H170ZM179 165H180V162H178ZM193 163V162H192ZM190 163V164H192ZM204 163V162H203ZM100 164V165H101ZM109 164V163H108ZM188 164V163H187ZM201 164V163H200ZM199 164V165H200ZM264 164V162L262 163ZM261 164V165H262ZM33 165V166H32ZM44 165V166H45ZM84 165V164H83ZM89 165H94V164H89ZM103 165V164H102ZM101 165V166H102ZM112 165V164H110ZM130 165V164H129ZM142 165V164H141ZM139 166V167H142V166ZM145 165V164H144ZM158 165V164H157ZM178 165V164H176ZM26 166H25V171L26 172ZM56 166V167H57ZM79 166V165H78ZM79 166V167H80ZM95 166V165H94ZM109 166V165H107ZM105 166V168L107 167ZM112 166H115L114 164ZM122 166V165H121ZM127 166V165H126ZM133 166V165H132ZM162 166V165H161ZM163 166H166L163 164ZM174 166V167H173ZM187 166L189 169L185 170V167ZM90 167V166H89ZM104 167V166H103ZM118 167V166H117ZM146 168V166H144ZM149 167V166H148ZM160 167V166H159ZM168 167V166H167ZM170 167V165H169ZM173 167V168H172ZM177 167V166H176ZM179 167V166H178ZM19 168V170H18ZM44 168V167H42ZM47 168V167H45ZM44 168V169H45ZM58 168V169H59ZM90 168H93L92 166ZM96 168V167H95ZM94 168V169H95ZM102 168V167H100ZM109 168V167H108ZM116 168V167H115ZM120 168V167H119ZM131 168V167H130ZM144 168V169H145ZM166 168V167H164ZM180 168V167H179ZM194 168L196 169V171L194 170ZM30 169H28L27 171L29 173L30 172ZM41 169V168H40ZM49 169V168H48ZM53 169V168H52ZM74 169V168H73ZM140 169V168H139ZM143 169V170H144ZM151 169V168H149ZM147 169V170H149ZM158 169V168H157ZM221 169V168H220ZM11 170V171H12ZM38 170V169H36ZM65 169H63L64 171ZM82 170V171H83ZM90 170V169H89ZM116 170L118 169H115L114 173L116 172ZM120 170V169H119ZM124 170V169H123ZM129 170V168H128ZM132 170V169H131ZM137 170V168H136ZM136 170L134 169L135 173H136ZM142 170V169H140ZM140 170H138L137 172H139L140 174ZM146 170V171H147ZM152 170V169H151ZM159 170V169H158ZM157 170V172H158ZM164 170V169H163ZM205 170V171H204ZM210 170V171H209ZM212 170V171H211ZM218 170V171H217ZM252 170V172L250 171ZM51 171V170H50ZM53 172V176H52V173L50 174V177L51 179L54 178V175H56V172H57V175H59V177L62 176V174L60 175V169L59 171L58 170H55L53 169L52 170ZM62 171V170H61ZM62 171V172H63ZM91 171V170H90ZM93 171V170H92ZM133 171V172H134ZM150 171V170H149ZM155 171V169H154ZM192 171V172H190ZM198 171V172H197ZM203 171V172H200ZM207 171V174L205 173ZM209 171V172H208ZM33 172V171H32ZM59 172V174H58ZM79 172V173H78ZM99 172V171H98ZM109 172V171H108ZM113 172V171H112ZM118 172V171H117ZM143 172V171H142ZM179 172V173H178ZM7 173V174H8ZM11 173V172H10ZM9 173V174H10ZM20 173V172H19ZM43 173V172H42ZM64 173V172H63ZM65 173V174H66ZM119 173V172H118ZM117 173V174H118ZM121 173V171H120ZM126 172H124L125 174ZM128 173V172H127ZM133 173V174H135ZM210 173V174H208ZM8 174V175H9ZM22 174V173H20ZM25 174V173H24ZM28 174V173H26ZM95 174V173H94ZM96 174H98L96 172ZM100 174V173H99ZM122 174V173H121ZM120 174V176H121ZM123 174V175H124ZM137 174V173H136ZM156 174V172H155ZM162 174V173H161ZM170 174V175H172ZM224 174V175H222ZM227 174L226 178L225 175ZM8 175H7V178H8ZM31 175V174H30ZM29 175V176H30ZM56 175V177H58ZM64 175V174H63ZM70 175V174H69ZM71 175V176H72ZM77 175V176H76ZM83 175V174H81ZM85 175V174H84ZM103 175L101 176L100 175V178L103 179ZM127 175V174H125ZM124 175V176H125ZM131 175V173H130ZM129 175V176H130ZM144 175V174H143ZM149 175V172L148 174ZM159 175V174H157ZM0 177V186L6 184L8 181L10 182V179H5L4 177ZM25 175H23V178H24ZM28 176V175H27ZM48 176V174H47ZM99 176V175H98ZM153 176V175H152ZM156 176V175H155ZM168 176V175H167ZM167 176H161L162 178H165L166 182H167ZM21 176H17V178ZM65 177V175L63 176ZM61 177V178H63ZM77 177V178H78ZM97 177V175H96ZM126 177V176H125ZM137 177V176H136ZM148 177V176H146ZM151 176H149V179H150ZM159 177V176H158ZM171 177V176H170ZM172 177V178H173ZM223 177V178H222ZM16 178V177H15ZM14 178V179H15ZM16 178V179H17ZM37 178V177H36ZM35 178V179H36ZM42 178V177H41ZM61 178H57L56 181H58L59 179ZM66 178V177H65ZM72 178V177H71ZM82 178H84V176H82ZM92 178V176H91ZM99 179V177H97ZM121 178V177H120ZM119 178V179H120ZM129 178V177H128ZM143 178V177H142ZM154 178V177H153ZM169 178V177H168ZM179 178V179H178ZM15 179V180H16ZM19 179V178H18ZM27 179V178H26ZM30 179V178H29ZM34 179V180H35ZM40 179V178H38ZM44 179H48V178H44ZM75 181H77L76 178H74ZM73 179V180H74ZM104 179V180H105ZM158 180V178H156ZM171 179V178H170ZM13 180V179H12ZM24 180V179H23ZM28 180V179H27ZM33 180V181H34ZM41 180V179H40ZM68 180V179H66ZM65 180V182H66ZM72 180V179H71ZM72 180V181H73ZM85 182H84V181ZM118 180V179H117ZM116 180V181H117ZM127 181L125 182L126 184L129 183L128 179H126ZM132 180L134 181V179L132 178ZM148 180V179H147ZM164 180V179H163ZM169 180V179H168ZM14 181V180H13ZM17 181V180H16ZM20 181V180H19ZM31 181V180H30ZM43 182H46L45 180H42ZM48 181V180H47ZM55 181V182H56ZM60 181V180H59ZM64 181V180H63ZM70 181V180H69ZM68 181V182H69ZM74 181V183H75ZM138 181L137 179L135 180V182ZM141 181V180H140ZM50 182V181H49ZM78 182V181H77ZM120 182V183H119ZM122 182V183H121ZM144 182V181H143ZM155 182V185L157 184L156 181ZM152 182V183H154ZM175 182V183H174ZM14 183V182H13ZM19 183V182H18ZM27 183V182H26ZM30 182H28L29 184ZM31 183H33L31 181ZM61 183V182H60ZM63 183V182H62ZM73 183V184H74ZM116 184V189L115 191V194H109V197H105L106 193L108 192L106 189H108V187H110L109 185L112 184L113 185ZM125 183L123 185H125ZM130 183H132L130 181ZM134 183V182H133ZM138 183V182H137ZM136 183V185H137ZM142 183V182H141ZM150 183V185H153L151 184V182H147L146 184ZM8 184V183H7ZM50 184V183H49ZM56 184V185H57ZM95 184H96V187H95ZM121 184V185H120ZM135 184V183H134ZM161 184V183H159ZM164 184V185H165ZM17 185V184H16ZM18 185H21V184H18ZM31 185V184H30ZM52 185V183H51ZM57 185V186H58ZM67 185V184H66ZM69 185V183H68ZM113 185V186H114ZM158 185V184H157ZM156 185V186H157ZM75 186V185H74ZM94 186L96 191H100L102 192V194L104 196H100V192L98 193L99 195H95L97 193H92V191H94L93 189H91V187ZM112 186V188H114ZM120 186V187H119ZM128 186V185H127ZM4 187V186H3ZM11 187V186H10ZM9 187V188H10ZM24 184H23V187L20 186L18 187L19 188H24ZM26 187H27V184H26ZM25 187V188H26ZM53 187V186H51ZM56 187V186H55ZM84 187V188H83ZM93 187V188H94ZM106 189H104V188ZM134 187V186H133ZM152 187V186H151ZM2 188V187H1ZM8 188V189H9ZM12 188V187H11ZM13 188H16L15 186H13ZM12 188V189H13ZM87 189V190H83V189ZM100 188V189H99ZM110 188V189H112ZM159 188V187H158ZM158 188L156 187V189L158 190ZM7 189V187H6ZM127 189V193H126V197L122 196L123 193L125 192L124 190ZM145 189H148V190H145ZM3 190V189H2ZM21 190V189H20ZM56 190V189H55ZM64 190V191H65ZM109 190V189H108ZM130 190V192L128 191ZM58 191V192H60ZM62 191V192H64ZM84 191V192H82ZM90 191V193L88 192ZM112 191H114L112 189ZM111 191V192H112ZM120 191V192H119ZM151 191V192H150ZM160 191V190H159ZM163 191V192H162ZM3 192V191H0V193ZM6 192V191H5ZM4 192V193H5ZM20 192V191H19ZM23 192V191H22ZM56 192V191H55ZM57 192V194H58ZM78 192V193H77ZM95 192V191H94ZM106 192V193H105ZM122 192V193H121ZM7 193V192H6ZM12 193V191H11ZM129 194V196L127 197V195ZM150 193L152 195H150ZM156 193V192H154ZM2 194V193H1ZM60 194V193H59ZM78 194V195H77ZM92 194L94 196H92ZM101 194V195H102ZM117 194V195H116ZM125 194V193H124ZM149 194V195H148ZM25 195V194H24ZM48 195V194H47ZM116 195V197H115ZM119 195V196H118ZM159 195V196H158ZM230 197H229V196ZM238 196L240 195V197H242V200H246L248 201V199L251 201L250 203V206L252 204V207L251 208H248L247 204H238L239 207L237 206V204L235 205V203H237V201L235 203L234 202V197L235 196ZM4 196V195H2ZM39 196H42V195H39ZM100 196V197H99ZM108 196V195H107ZM225 196L231 198V196H234L232 199L233 201L231 202L229 200H226L225 202H223L225 199ZM1 197V195H0ZM9 197L11 199H9ZM23 197V195H22ZM33 197V196H32ZM35 197V198H36ZM59 197V198H58ZM98 197V198H97ZM104 197V198H103ZM112 197V198H110ZM240 197H237V198H240ZM244 197V198H243ZM33 198V199H35ZM51 198V197H50ZM48 198V199H50ZM110 198V199H109ZM114 198V199H113ZM127 198V199H126ZM236 198V197H235ZM236 198V199H237ZM3 199V200H2ZM8 201H7V200ZM12 199V200H13ZM17 199L20 200V197L19 198H16V205H17ZM228 199V198H227ZM6 200V201H4ZM15 200V199H14ZM18 200V202H19ZM27 200V199H26ZM31 200V199H30ZM47 200V199H46ZM220 200H223L222 202ZM239 200L238 202H240L241 199H237ZM29 201V200H28ZM50 201V202H49ZM246 201L244 202H241V203H245ZM21 202V201H20ZM27 202V201H25ZM31 202V201H29ZM220 202V203H219ZM12 203V204H11ZM27 204V205H25ZM259 205V206H258ZM26 206V207H25ZM29 206V207H28ZM43 206V207H41ZM249 206V207H250ZM262 206L263 209H261L260 207ZM240 207L244 208V209H240ZM157 236V237H156ZM160 236L162 238H160ZM160 238V239H159ZM163 240V241H166V243L168 242V240L171 241H180L181 243L180 244H177V245H174L173 242H171V244L173 243L174 246L170 247L167 246V247H170L171 248V252L169 251V254L168 252L167 253H164L167 251V248L165 245L164 247H166L167 249H163L161 248V244L160 246H157V243L160 241V240ZM150 240H159L156 242V246L155 247H152V244L153 242L155 243V241H150ZM161 240V241H162ZM127 241L131 242V241H135L137 243L140 242V241H146V242H150V245H151V249L148 250L149 251H145L143 252L142 256L140 255V252L139 254L137 253V256H139L138 259H136V252L134 251L133 252V248H130L132 245L128 244ZM162 244H164L163 242H161ZM126 244H124V243ZM129 242V243H130ZM134 242V243H135ZM143 242V243H144ZM145 242V243H146ZM148 242V243H149ZM152 242V244H151ZM168 242V243H170ZM134 243L133 246H134ZM142 243V242H141ZM179 243V242H178ZM125 247H122L123 245ZM139 243H137V249L140 247L138 246ZM122 245V246H121ZM142 246V244H139ZM144 245V244H143ZM155 245V244H154ZM153 245V246H154ZM127 246V247H126ZM130 246V247H129ZM136 246V245H135ZM148 246V245H147ZM146 245L144 246L145 248L147 247ZM117 247H122V248H127L125 252H122V254H120V252L122 251H118L116 248ZM143 247V246H142ZM149 247V246H148ZM141 248V247H140ZM139 248V249H140ZM128 249H130L128 251ZM133 249V250H132ZM136 249V248H135ZM138 249V251H139ZM142 250L144 248H141ZM147 250V249H145ZM161 250H165L163 252H161ZM124 251V250H123ZM133 253H132V252ZM141 251V250H140ZM161 254V255H160ZM135 255V258L133 257ZM168 255V257H167ZM16 256V257H15ZM9 257V258H8ZM18 259H22V261H17V258ZM167 257V258H165ZM5 258V257H4ZM15 258V259H14ZM160 258V257H159ZM157 258V259H159ZM185 258V259H184ZM1 259V257H0ZM9 259V260H8ZM156 258H154L155 260ZM156 259V261H157ZM152 260V261H154ZM161 260V259H159ZM3 261V260H2ZM1 262V260H0ZM7 262V263H5ZM254 262V263H253ZM156 263V262H155ZM159 263V261L157 262ZM167 263V262H166ZM257 264H259L258 262H256ZM152 264V263H151Z\"/></svg>", "mask_w": 264, "mask_h": 264}, {"label": "rangeland", "instance_id": "rangeland-1", "mask_svg": "<svg viewBox=\"0 0 264 264\" xmlns=\"http://www.w3.org/2000/svg\"><path fill=\"white\" fill-rule=\"evenodd\" d=\"M97 1V2H96ZM100 1V0H99ZM98 0H0V80H1V78L3 77V76H5V75H8L9 73H11V72H13L14 71V69L16 70V68H17V66L18 65H25V63L26 64H28V61L31 63V62H33L34 60H36V63L37 62H43V61H45L44 63L45 64H47V61H48V63H50V61H52V60H54V61H59V59H57L56 60V58H54L53 57V55L54 54H57V55H59V56H61V57H63V58H67V57H69V59H70V56H71V60H72V56L74 55V52H73V49H72V47L70 48V43L73 41V42H75L74 44H78V46H80V45H82L81 47H79V49H82V47L84 46L85 47V45H87V43H88V46H90L92 43H93V41H96V40H101L102 38H100L99 36H104L105 34H106V32H105V25L103 24V25H100L99 23H98V21L95 19V15L96 16H103L105 13H106V8H104L103 6H102V3H101V1L99 2ZM114 1H116V2H118V0H113V2ZM156 3H155V2ZM179 1V2H178ZM182 1V2H181ZM186 1H189V2H186ZM197 1H198V3H197ZM152 0V2L155 4V5H158V4H161V5H163V4H168V5H175V4H183L182 6L184 7L185 5H186V7H190V6H193V4H197V5H199V3H201V1H202V3H205L206 2V4H208L207 3V1H205V0ZM210 1V0H209ZM71 2H72V5H71ZM99 2V3H98ZM116 2H114V4H116ZM170 2H171V4H170ZM210 2H212V1H210ZM214 2V1H213ZM73 3H76V4H73ZM163 3V4H162ZM184 3H185V5H184ZM201 3V4H202ZM95 4L97 5V6H95ZM200 4V5H201ZM65 6V8H64V6ZM80 5V6H79ZM161 5H159V6H161ZM197 5H196V7H197ZM199 5V6H200ZM210 5H211V7H213L214 6V4H211L210 3ZM213 5V6H212ZM217 5H218V3H217ZM222 5V4H221ZM228 6H230L229 4H227ZM72 6V7H71ZM82 6V7H81ZM95 6V7H94ZM104 8H102V7ZM159 6H157V7H159ZM219 6V5H218ZM224 6V5H223ZM79 7V8H78ZM85 7V8H84ZM99 7V8H98ZM114 7H116V6H114ZM156 6H155V8L154 9H152L153 11H151L150 13L151 14H153V15H157V14H159L160 13V11L162 12V8L160 7V8H157ZM185 7V8H186ZM196 7H194L195 9H197L196 11H199L198 10V8H196ZM21 8V9H20ZM25 8V9H24ZM81 8V9H80ZM97 10H96V9ZM113 8V7H112ZM111 7H109V8H107L108 10H109V12H111L112 13V11H114L115 9L113 8L112 9ZM156 8L158 9V10H156ZM193 7H191V9L190 10H192V11H194L195 9H194ZM214 8V7H213ZM69 9V10H68ZM85 9H87V12H86V10ZM93 9V10H92ZM95 9V10H94ZM103 9V10H102ZM194 9V10H193ZM102 10V11H101ZM105 10V11H104ZM112 10V11H111ZM121 10V9H120ZM156 10V13L154 12ZM200 10H203V6H202V9H201V6H200ZM57 13H56V12ZM76 11V12H75ZM88 11H90V13L88 12ZM96 11V12H95ZM125 11V9L123 10L122 9V12H124ZM158 11H159V13H158ZM54 12V13H53ZM72 12V13H71ZM80 12V13H79ZM84 12V13H83ZM103 12H104V14H103ZM226 12V11H225ZM77 13V14H76ZM97 13V14H96ZM100 13V14H99ZM217 13V12H216ZM222 13H223V11H222ZM229 13V14H228ZM58 14H60V15H58ZM151 14H149V16H151ZM62 15H63V17H62ZM79 15V16H78ZM146 15V14H145ZM225 16V19L227 20V21H230V22H232L233 24H235V32L236 31H238V35H239V37L241 36V38H245V39H247V36H249L248 37V40L250 39V37H252V39H253V41H252V39L251 40H245L244 39V41H243V39L242 40H240L241 38H239V37H237L238 35H234L235 34V32L234 33H231V32H233V30H231L230 31V29L228 30L230 33H228L227 32V34H228V36H230V40L228 41V42H226V43H229L228 44V46H227V44H223V49H222V47H220V46H222V45H220V46H218V47H220V48H218V50H221V51H219V52H217L218 50H214L213 52H212V50L210 51H206V52H210L209 54H207L205 51H203V52H197L196 51V53L194 52H192L191 54H186V55H183V54H181V55H177L176 54V56L174 57V58H171L172 59V61L170 60V61H168L169 59L168 58H165V56H161L162 54H160V53H163L164 52V49L163 48H160V47H165V48H167V47H169V45H170V48L172 49V50H176L177 48H180L181 47V45L179 44V43H181L180 41H181V36L183 35V37L185 36V35H189V34H194V36H198L197 34V31L198 30H203V28L202 27H209V26H217V28H218V26H219V28L218 29H223V28H227L228 29V26H226V22H221V20L220 19H216L215 20V22H213V23H209L208 24V26H207V24H206V26L205 25H201V23L199 24V22H197V24H195L194 23V25L196 26H193L192 27V25H190V26H188L189 25V23H188V20L186 21H183L184 23H182V24H180V25H182L181 27L179 26V29L177 28L178 26H176L177 24H174V27L176 28H174L173 27V24H172V27H171V24L169 25V24H167V25H169L168 27L169 28H163L162 26H159L158 28H157V30L155 31L154 30V32L153 31H149L148 30V32H150V33H148L147 31L146 32H144L143 30H139L138 28H135L134 26H129V24L127 23V24H124L123 22H120V24L119 25H116V24H114V25H116V27L114 26H112V25H110L109 24V26H107V27H109V29H111L112 31H113V29H114V31L115 32H117L121 37L123 36V38H126V43L125 44H130V41H131V43H132V46H134L133 44H135V43H137L136 42V40L137 41H139L138 43L141 45V46H148V44H149V46L148 47H150V45L152 46V49H154V50H152L151 52H152V54L154 55V56H161L162 58H165L166 59V61L168 62V65H167V63H166V61L165 62H163L162 63V59H160L161 61H159V59L157 58V57H152L151 56V54H148V53H145V51H144V53H145V55L143 56V51L140 49V47L139 48H135V46L134 47H129V45H126V46H123V49H122V51H120L121 49H119L118 50V52H115V51H112L111 53H110V55H109V53H108V55H107V58H108V60L109 61H112V63L110 62V64H106V63H104V65H103V63H102V66L101 67H103V69L101 70L100 68L101 67H99V71L98 70H93L92 72H94V73H92L91 71H88L89 73H90V75H85V73H84V75H83V77H82V75H81V73H82V71L83 72H86L88 69H86L85 71H84V69H85V66L83 67V65L81 66L82 68H80V67H78L79 68V70L80 71H78V69H77V71H75L76 72V74H78V78L75 76V78H76V81H75V78H74V76H73V82H68V81H66L67 79L69 80H71L72 79V77L71 78H64V81H65V83H64V81L59 85V86H57L60 82H61V80L63 79H60V82H58L57 83V85L54 87L53 86V88L52 87H50V89H48L49 87H45V89H44V87H42V88H39V92H41L39 95L40 96H36V95H27L26 97H27V99H25V98H23V99H21L20 97H18V98H20V99H18L17 98V96L14 98V97H12V98H5V100H6V102H5V100H3V98L4 97H1V95H0V117H4V118H0V120L2 119V121H4V119H5V121H6V119L7 120H9L10 119V117L13 115V117L16 115V116H21L22 117V114L24 115V117L25 118H28V115L27 114H29L28 113V111H27V106L29 107V112H30V116L29 117H31L32 115H31V113H33V112H35L36 114L38 113V115H36V116H33V117H31L30 119H29V123L30 124H26V122H28V120L26 119V121L25 122H22V121H24L25 119L23 118V120H21L20 119V117H19V119L17 118V117H14L16 120H18L19 121V125H21V127H20V129L18 128V129H16V130H14L13 132H17L18 131V133L16 134V135H20L21 133H19V130L20 131H22V128H23V130H25V127L26 126H29V127H31V124H33L34 122L35 123H38L39 124V126L40 127H43L42 126V123H43V125L45 124V121H46V125H44L45 126V129H44V132H45V130H46V126H48V124H49V126L47 127V130L46 131H49L50 129H51V127L50 126H52L53 125V127H54V124H55V126H57V127H54V128H57L56 130L58 131L59 130V128L61 127V126H67L66 128L65 127H61V131H59V136L61 137V134L62 133H64V132H62V131H66L65 132V136L66 137H64V136H62L63 138L62 139H64V141H65V138L67 139H70L69 138V135H70V137H72V135H73V133H72V130H74V131H76V134L78 135V134H80V132H81V134L83 135L84 134V136L87 138V137H89V136H92V137H95L96 139H101V138H103V137H99V136H102V135H110L111 134V136H109L108 137V139H106V136L104 137L105 138V141H104V139H101V140H99V143H101L100 141H102V145H103V141L105 142L104 144L106 145V143H108L107 141L109 140V142L111 141L110 139L112 138V139H114V142H116V140H117V142H119L120 140H119V138L121 137L119 134H121V132H122V134H123V132L124 131H127L126 129H130V128H128V127H130V125H133V123H134V125L136 124V126H141L142 127V125H144V126H146V127H148V125L149 124H151L152 122L153 123H157L158 125L159 124H161V125H165L166 123H168V122H171L170 124H172V125H176V126H182L183 124H184V122H185V124L183 125V127L184 126H187V124L186 123H188V125L189 126H193L194 124H195V120H194V118L195 117H183L182 116V112L181 111H185V112H187V110H188V115H190V114H194L193 116H196V115H200L199 116V118L201 117L202 118V116H204V117H206L205 116V114L206 113H208V111H209V113L208 114H210V113H213V114H211V115H228L229 116V112L227 111V114L224 112L226 109H224L225 107H227V108H229L230 109V105H232L235 101V104H236V106H235V104H233L234 105V107H237V106H239L241 103H242V100H240V99H243V98H245V99H243V102L245 103V101L244 100H246V103H248L247 102V100H250V98H251V100H250V102L249 103H252V105H254V109H255V111H258V109L260 110V106L264 103V18L263 17H261V16H258V18L256 17L255 18V16H252V17H250V15H248V17H250V18H247V16H245V18H243L244 16L243 15H245V14H243L242 15V13H241V15L237 12L236 13V15H233L232 16V12L230 13V10H228L227 12H226V14H224ZM8 16V17H7ZM67 18H66V17ZM76 18H75V17ZM171 16H173V18L171 19V18H169L170 20H174V21H179L180 19H179V16H178V18H177V16H176V18L174 17L175 15H170L169 17H171ZM238 16V17H237ZM13 17H14V19H13ZM71 17H72V19L74 20L75 19V21L76 22H74L72 19H71ZM74 17V18H73ZM86 17H88V18H86ZM91 17H93V18H91ZM56 18V19H55ZM62 18H63V20H62ZM66 18V19H65ZM82 18V19H81ZM85 18V19H84ZM231 18V19H230ZM43 19V20H42ZM50 19V20H49ZM67 19L69 20V23H68V21H67ZM71 19V20H70ZM78 19V20H77ZM93 19V20H92ZM143 19H144V17H143ZM146 19V18H145ZM21 20V21H20ZM66 20V21H65ZM220 20V21H219ZM37 21V22H36ZM47 21V22H46ZM49 21V22H48ZM73 21V22H72ZM77 21H78V23H77ZM85 21V22H84ZM96 21H97V23H96ZM173 21V22H174ZM181 21V20H180ZM63 22V23H62ZM81 22V23H80ZM172 22V23H173ZM188 24H187V23ZM37 23V24H36ZM45 23L48 25H45ZM61 23H62V25H61ZM82 25V23H84V24H86V25H88V26H86L85 28H84V30L86 29V31L85 32H83L82 31V29L80 28V24ZM122 23V24H121ZM244 23H245V25H244ZM31 24V25H30ZM33 24V25H32ZM55 26H54V25ZM69 24V25H68ZM76 26H75V25ZM83 24V25H84ZM90 24V25H89ZM92 24V25H91ZM99 24V25H98ZM242 24V25H241ZM19 25V26H18ZM52 25V26H51ZM64 25V26H63ZM71 25V26H70ZM129 27H128V26ZM241 25V26H240ZM247 25V26H246ZM254 25V26H253ZM32 26V27H31ZM36 26V27H35ZM70 26V27H69ZM95 26V27H94ZM98 26V27H97ZM119 26V27H118ZM185 26V27H184ZM237 26H239L240 27V29H239V27H237ZM243 26H245V27H247L245 30H244V27ZM11 27H12V30H11ZM22 27V28H21ZM26 27H27V29H26ZM29 27H31V28H29ZM36 28V29H34V28ZM64 27V28H63ZM79 27V28H78ZM94 27V28H93ZM106 27V28H107ZM134 29H133V28ZM210 27V28H211ZM253 27V28H252ZM1 28H2V30H1ZM22 30H21V29ZM64 30H63V29ZM78 30H77V29ZM171 28V29H170ZM174 28V29H173ZM191 28V29H190ZM258 30H257V29ZM260 28V29H259ZM7 31H6V30ZM44 29H46V30H44ZM57 29V30H56ZM80 29H81V31H80ZM98 29V31H96V30ZM103 29V30H102ZM136 29V30H135ZM137 29H138V31H137ZM166 29V30H165ZM212 29H213V27H212ZM224 29V30H225ZM23 30H25V31H23ZM30 30V31H29ZM31 30H32V32L34 33V36H32L31 38H33L34 37V39H30L31 41H30V43H29V38H30V36L31 35H33L32 33H31ZM34 30V31H33ZM40 30V31H39ZM66 30V31H65ZM77 30V31H76ZM120 30V31H119ZM164 30V31H163ZM214 30H215V28H214ZM5 31V32H4ZM13 31V32H12ZM19 31V32H18ZM38 31V32H37ZM44 31H45V33H44ZM53 31V32H52ZM59 31V32H58ZM80 32V33H77V32ZM92 31V32H91ZM96 31V32H95ZM140 31H142L141 33H140ZM185 31V32H184ZM240 31V32H239ZM243 33H242V32ZM244 31H245V33H244ZM254 31H256V32H254ZM8 32V33H7ZM9 32H10V34H9ZM46 32H49V35H48V33H46ZM56 32V33H55ZM58 32V33H57ZM74 32H76V35H75V33ZM83 32V33H82ZM91 34H90V33ZM122 32V33H121ZM165 32V33H164ZM182 32H184V33H186L185 35L182 33ZM199 32V31H198ZM258 32V33H257ZM27 33H30V34H27ZM38 33V34H37ZM56 35V36H61L60 38H62L63 37V41L64 42H61V40L59 41V42H61V44H62V47H63V49H62V47H60L61 46V44L60 43H54V41L53 40H50V42H48L49 40H48V36H50V35ZM63 33V34H62ZM67 33V34H66ZM98 33H102L101 35H99ZM127 33V34H126ZM162 33V34H161ZM180 33V34H179ZM202 33V32H201ZM240 33H242V34H240ZM252 33L254 34V33H256V35H257V37H256V35L253 37L252 36ZM42 36H41V35ZM43 34L45 35V36H43ZM226 34V35H227ZM234 36H233V35ZM251 34V35H250ZM4 35V37H2ZM18 35V36H17ZM25 35H27V40H28V43L27 42H25ZM62 35H68L66 38H67V40H64L65 38H64V36H62ZM93 35H95V39L93 38L94 36ZM129 35V36H128ZM126 36V37H125ZM39 37V38H38ZM41 37V38H40ZM43 37V38H42ZM155 37H157V39L155 38ZM165 37V38H164ZM186 37V36H185ZM236 38V39H234V38ZM256 37V38H255ZM20 38V39H19ZM69 38V39H68ZM239 40H238V39ZM255 38V39H254ZM35 39H37V40H35ZM42 39V40H41ZM47 39V40H46ZM74 39H76V40H74ZM88 39V40H87ZM131 39V40H130ZM133 39V40H132ZM136 39V40H135ZM154 39H156V40H154ZM176 39H179V41L178 40H176ZM10 40V41H9ZM23 40H24V42H23ZM26 40V41H27ZM33 40L36 42L37 41V44H39V45H37V46H40V47H37L36 46V43H33ZM69 40H70V42H69ZM72 40V41H71ZM128 40H129V42H128ZM144 40H147L148 42H150V43H146V41H144ZM154 40V41H153ZM1 41H4L3 43H1ZM89 41V42H88ZM92 41V42H91ZM167 41H169V42H167ZM170 41H171V43H170ZM174 41V42H173ZM231 41V42H230ZM238 42V44H234V42ZM246 41V42H245ZM248 41V42H247ZM6 42H8V43H6ZM39 42V43H38ZM72 42V43H73ZM86 42V43H85ZM134 42V43H133ZM141 42H143V44L141 43ZM145 42V43H144ZM179 42V43H178ZM7 45H6V44ZM13 43V44H12ZM26 45H25V44ZM31 43H32V45H31ZM54 43V44H53ZM71 43V44H72ZM91 43V44H90ZM137 43V44H138ZM155 43V44H154ZM159 43V44H158ZM245 43V44H244ZM249 43V44H248ZM5 46H4V45ZM29 44H30V46H29ZM33 44H35V45H33ZM43 44V45H42ZM56 44H58L57 46H56ZM63 44H64V46H63ZM90 44V45H89ZM124 44V45H125ZM146 44V45H145ZM157 44V45H156ZM166 44V45H165ZM171 44H172V46H171ZM179 44V45H178ZM231 44H233V45H231ZM240 44V45H239ZM243 44V45H242ZM3 45V46H2ZM8 45H10V46H8ZM69 45V46H68ZM73 45V44H72ZM136 45V44H135ZM162 45H164V46H162ZM179 47H178V46ZM224 45L225 46H227V47H224ZM6 46H8L7 48H6ZM11 46H13V47H11ZM28 46V47H27ZM34 48V50H32L31 51V49H32V47ZM34 46H36V47H34ZM44 46V47H43ZM47 46V47H46ZM133 48L134 50H129V48ZM153 46H154V48H153ZM157 46H158V48H160V49H158L157 48ZM160 46V47H159ZM175 46V47H174ZM217 46V45H216ZM234 46V47H233ZM4 47V48H3ZM46 47V48H45ZM49 47V48H48ZM136 47H138V45L136 46ZM13 48V49H12ZM25 48V49H24ZM40 48V49H39ZM45 48V49H44ZM53 48H55V49H53ZM125 48H126V50L127 51H125ZM151 48V47H150ZM217 48V47H216ZM215 48V49H216ZM3 49H5V50H3ZM16 49V50H15ZM28 49V51H26ZM36 49H37V51H36ZM41 49H42V51H41ZM50 49V50H49ZM137 49V50H136ZM54 50V51H53ZM35 51V52H34ZM124 51V53H121V52H123ZM131 53H130V52ZM142 51V52H141ZM158 51H160V52H158ZM166 51V50H165ZM28 52V53H27ZM58 52V53H57ZM81 52V51H80ZM126 52H128V53H126ZM138 52H140V56L138 57V60H136L135 58L136 57H134L135 56V54L138 56ZM10 53L12 54L11 56H10ZM45 53V55H43ZM49 53V54H48ZM52 53H54V54H52ZM119 53H121V54H119ZM216 53H217V55H216ZM81 54V53H80ZM79 54V55H80ZM115 54H117V57H116V55ZM118 54H119V56L120 57H122L121 59H119L118 58ZM126 54V55H125ZM131 54V55H130ZM132 54H134V55H132ZM142 54V55H141ZM158 54V55H157ZM197 56H196V55ZM200 54V55H199ZM2 55V56H1ZM8 55V56H7ZM63 55V56H62ZM114 55V56H113ZM183 55V56H182ZM205 55V56H204ZM7 56V57H6ZM16 56V57H15ZM131 56V57H130ZM144 58H149L150 56L153 58V59H149V60H151L150 62L151 63H145V61H147L146 59H144ZM147 56V57H146ZM169 56V55H168ZM180 56H182L181 58H183V59H181L180 58ZM185 56H187V58H185ZM194 56H196V57H198V58H196V59H198L197 61H195L196 59L194 58ZM14 57H15V59H14ZM25 57V58H24ZM52 58L51 60L49 59V58ZM110 57V58H109ZM126 58V59H128L127 61L128 62H130L131 61V63H132V65H130V63H127V61L125 62V60L126 59H123V58ZM189 57H191V58H189ZM41 59V61L39 60V59ZM115 58H117V59H115ZM130 58H131V60H130ZM132 58H133V60H132ZM176 58V59H175ZM180 58V59H179ZM13 59V60H12ZM26 59H29L28 61L26 60ZM31 59H33V60H31ZM190 59V60H189ZM37 60H39V61H37ZM123 62H122V61ZM142 60V61H141ZM148 60V61H149ZM181 60V61H180ZM187 60L189 61V62H187ZM15 61V62H14ZM54 61L53 62H51L50 64H52V63H54ZM70 61V60H69ZM117 61V62H116ZM132 61H136V62H138V64L136 63V64H133L134 62H132ZM139 61H141V62H139ZM174 61V62H173ZM180 61V62H179ZM183 61H186V63L185 62H183ZM25 62V63H24ZM35 62V61H34ZM104 62H106V59H105V61ZM108 62V61H107ZM117 63V64H115V63ZM144 62V63H143ZM178 62H179V64H178ZM39 63V64H40ZM59 63V62H58ZM119 63V64H118ZM124 63V64H123ZM162 63V64H161ZM166 63V64H165ZM184 63V64H183ZM49 64V65H50ZM114 64V65H113ZM122 64H123V68L121 67L122 66ZM126 64H128L127 66H126ZM156 64V65H155ZM177 64H178V66H177ZM199 66H198V65ZM42 65V64H41ZM106 65V66H105ZM110 65V66H109ZM117 65V66H116ZM144 65V66H143ZM151 65V66H150ZM162 65V66H161ZM203 65V66H202ZM206 65V66H205ZM16 66V67H15ZM50 66H52V65H50ZM53 66H54V64H53ZM112 66V67H111ZM119 66V68L117 69V67ZM128 66H130V67H132V68H130V67H128ZM149 66V67H148ZM183 66V67H182ZM189 66V67H188ZM198 66V67H197ZM109 67V68H108ZM126 67V68H125ZM141 67V68H140ZM142 67H144L143 69H142ZM209 67V68H208ZM84 68V69H83ZM110 68H111V71H110ZM112 68H113V70H112ZM114 68H116V69H114ZM134 68H135V70H136V72H135V70H134ZM139 68V69H138ZM147 68V69H146ZM184 68H186V69H184ZM203 68V69H202ZM10 69V70H9ZM82 69V70H81ZM106 69H107V71H106ZM209 69V70H208ZM145 70H147V72L145 71ZM166 70V71H165ZM9 71V72H8ZM101 71V72H100ZM109 71V72H108ZM152 71V72H151ZM74 72V73H75ZM117 72V73H116ZM131 72V73H130ZM144 72V73H143ZM185 72V73H184ZM189 74H188V73ZM195 74H194V73ZM80 73V74H79ZM92 73V74H91ZM103 73V74H102ZM112 73H114V75L112 74ZM119 73V74H118ZM127 73V74H126ZM147 73V74H146ZM151 73H153V76H152V74ZM192 73V74H191ZM75 74V75H76ZM112 74V75H111ZM130 74V75H129ZM183 74V75H182ZM80 75H81V77H80ZM122 75V76H121ZM142 75V76H141ZM180 75H182V77H178V76H180ZM200 75V76H199ZM84 76L86 77V76H88V78L86 77L85 79H84ZM112 77V78H109V79H107L108 77ZM124 76V77H123ZM155 76V77H154ZM161 76V77H160ZM194 76V77H193ZM196 76V77H195ZM94 77V78H93ZM128 77V78H127ZM137 77V78H136ZM140 77H143V78H140ZM175 77V78H174ZM191 77V78H190ZM4 78V77H3ZM91 78V79H90ZM93 78V79H92ZM114 78V79H113ZM117 78V79H116ZM129 78H130V80H129ZM135 78V79H134ZM66 79V80H65ZM104 79V80H103ZM111 79V80H110ZM145 79V80H144ZM150 79H151V81H150ZM170 79V80H169ZM184 79V80H183ZM189 79V80H188ZM191 79H194V80H197V81H200V83H192L190 80ZM81 80V81H80ZM85 80V81H84ZM95 80V81H94ZM136 80V81H135ZM141 80V81H140ZM157 80V81H156ZM166 82V81H168V82H164V81ZM176 80V81H175ZM188 80V81H187ZM72 81V80H71ZM91 81H93V82H91ZM113 81V82H112ZM117 81V82H116ZM146 81V82H145ZM184 81H185V83H184ZM67 82V83H66ZM100 82V83H99ZM106 82H108V83H106ZM137 82V83H136ZM157 82V83H156ZM176 82V83H175ZM79 83V84H78ZM82 83V84H81ZM85 83V84H84ZM86 83H87V85H88V87L89 86H92V87H90V90H91V88H92V90H91V92H90V90H88L89 88L87 87V85H86ZM114 83H116V84H114ZM129 83V84H128ZM140 83H142L143 85L142 86H144V87H142L141 85H140ZM146 83V84H145ZM150 83V84H149ZM161 85H160V84ZM182 83V84H181ZM66 84V85H65ZM74 84H76V85H74ZM64 85H65V87H64ZM105 85H106V87L108 86V87H112L113 89H116V91H115V94L113 93V96L112 95H110L109 96V94L107 95H103V94H100L99 95V92H97V90H95L97 87H99V88H97V89H100V87L102 88V87H104L105 88ZM114 85V86H113ZM121 85V86H120ZM127 85V86H126ZM147 87H146V86ZM212 85V86H211ZM67 86V87H66ZM71 88H70V87ZM163 86V87H162ZM172 86V87H171ZM179 86V87H178ZM85 87H87V89L85 88ZM96 87V88H95ZM130 87V88H129ZM137 87V88H136ZM141 87V88H140ZM168 87V88H167ZM209 87V88H208ZM59 88H68V91H66V89H65V91H64V89L63 90H61V89H59ZM69 88H70V92H69ZM80 88V89H79ZM95 88V89H94ZM129 88V89H128ZM195 88V89H194ZM200 88V89H199ZM43 89V90H42ZM51 89H53V90H51ZM150 89V90H149ZM171 89V90H170ZM185 89V90H184ZM44 90H46V91H44ZM49 90H51V91H49ZM56 90V91H55ZM59 90V91H58ZM77 90V91H76ZM84 90V91H83ZM120 90H121V92H120ZM72 91V92H71ZM93 91H95V93H93ZM129 91V92H128ZM170 91V92H169ZM191 93H190V92ZM65 92V93H64ZM78 92V93H77ZM88 92H90V93H92L91 94V96H93V99H92V97H91V100L89 101L88 99H87V94H88ZM176 92V93H175ZM17 92H15V94H16ZM48 93V94H47ZM69 93V94H68ZM70 93H72V94H70ZM98 93V94H97ZM130 93V94H129ZM134 95H133V94ZM137 93V94H136ZM139 93V94H138ZM148 93H149V96H145V95H148ZM184 93H185V95H184ZM190 93V94H189ZM65 94V95H64ZM68 94V95H67ZM85 94V95H84ZM171 94V95H170ZM174 96H173V95ZM46 95V96H45ZM48 95V96H47ZM54 95V96H53ZM56 95V96H55ZM77 95H78V97L80 98H78L77 97ZM126 95V96H125ZM152 95V96H151ZM162 97H161V96ZM170 95V96H169ZM176 95V96H175ZM3 96V95H2ZM32 96V97H31ZM37 98H36V97ZM59 96V97H58ZM84 96V97H83ZM125 96V97H124ZM35 97V98H34ZM39 97H41V98H39ZM50 97H51V99H50ZM61 97V98H60ZM68 97V98H67ZM77 97V98H76ZM95 97V98H94ZM120 97V98H119ZM130 97V98H129ZM148 97V98H147ZM178 97V98H177ZM189 97V98H188ZM191 97H192V99H191ZM213 97V98H212ZM220 97V98H219ZM42 98H43V100H42ZM63 98H67L66 100L65 99H63ZM81 98H86L85 99V101L86 102H90V104H89V102L88 103H86V104H83L84 102V100L83 99H81ZM97 98V99H96ZM146 98V99H145ZM152 98V99H151ZM155 98V99H154ZM232 98V99H231ZM234 98V99H233ZM240 98V99H239ZM249 98V99H248ZM255 98V99H254ZM8 99V100H7ZM12 99V100H11ZM33 99V100H32ZM48 100V102L46 101V100ZM107 99V100H106ZM196 99V100H195ZM216 99V100H215ZM219 99L222 101H220V103H219ZM231 99V100H230ZM263 99V100H262ZM3 100V101H2ZM18 100V101H17ZM40 100H41V102H40ZM45 100V101H44ZM50 100V101H49ZM56 100V101H55ZM72 100V101H71ZM76 100V101H75ZM82 100V101H81ZM96 100V101H95ZM118 100L120 101V102H118ZM126 100V101H125ZM140 100V101H139ZM170 100V101H169ZM174 100V101H173ZM193 100V101H192ZM234 100V101H233ZM237 100H238V102H237ZM27 101V102H26ZM37 101V102H36ZM39 101V102H38ZM51 101H53V102H51ZM63 101V102H62ZM66 101V102H65ZM81 101V102H80ZM92 101V102H91ZM93 101H94V103H93ZM99 101H101V103L99 102ZM104 101V102H103ZM145 101V102H144ZM162 103H161V102ZM169 101V102H168ZM190 101V102H189ZM196 101V102H195ZM239 101H240V104H238L239 103ZM252 101V102H251ZM261 101H263L262 102V104H261ZM31 102H33V105H32V103ZM34 102H35V105H34ZM45 104H43V103ZM46 102V103H45ZM75 102V103H74ZM78 102H80L79 104H78ZM97 102V103H96ZM167 102V103H166ZM172 102H173V104H175L176 106L178 105V106H180V107H174L175 105H172ZM193 102H195V103H193ZM199 102H202V103H199ZM212 102V103H211ZM229 102H233V103H229ZM260 102V103H259ZM30 103V104H29ZM37 103V104H36ZM104 103V104H103ZM111 103V104H110ZM145 103H147V104H145ZM160 105H158V104ZM171 103V104H170ZM181 103V105H179ZM205 103H207V104H205ZM208 103H209V105H208ZM221 103H224V106H223V104L221 105ZM225 103L228 105H225ZM22 104V105H21ZM27 104V106L25 107V105ZM93 105V107H90V106H92ZM108 104V105H107ZM131 104V105H130ZM186 104H188V105H186ZM243 104V103H242ZM2 105V106H1ZM56 105V106H55ZM72 105V106H71ZM87 105H90V106H87ZM94 105H95V107H97V110H98V112H100V113H98L97 112V110H96V108L94 107ZM116 105V106H115ZM136 105L137 107H136V109H135V107L134 106ZM151 105H153V106H151ZM186 105V106H185ZM191 105V107H189ZM203 105V106H202ZM204 105H206V106H204ZM232 105V106H233ZM260 105V106H259ZM21 106V107H20ZM41 106H42V108H41ZM48 106V107H47ZM60 106V107H59ZM68 106V107H67ZM105 106V107H104ZM122 106H123V108H122ZM148 106H150V107H148ZM183 106V107H182ZM208 106V107H207ZM218 106V107H217ZM221 106H223V107H221ZM231 106V108H233ZM35 107V108H34ZM62 107V108H61ZM66 107H67V109H66ZM74 107L77 109H74ZM88 107V108H87ZM117 107V108H116ZM130 107V108H129ZM132 107H133V109H134V111H135V113H134V111H133V109H132ZM153 107V108H152ZM161 107V108H160ZM212 107H213V109H212ZM220 107V108H219ZM252 107V106H251ZM25 108H27V109H25ZM45 108V109H44ZM57 108H59V109H57ZM78 108L80 109V110H78ZM82 108V109H81ZM90 108V109H89ZM103 108V109H102ZM109 109L108 111H109V115L107 114V109ZM149 108V109H148ZM174 110H173V109ZM184 108V109H183ZM194 108H195V110H194ZM209 108H210V110H209ZM9 109V110H8ZM25 111H24V110ZM34 109H35V111H34ZM88 109V110H87ZM101 109L104 111L105 109V111L103 112L104 114H102V111H101ZM115 109V110H114ZM120 111H118V110ZM127 110L129 113H127V111H124V110ZM131 109V111L133 112H131V111H129V110ZM140 111H139V110ZM159 109V110H158ZM191 109H193V110H191ZM201 109V110H200ZM206 109V110H205ZM208 109V110H207ZM229 109H227V110H229ZM235 109V108H234ZM233 109V110H234ZM32 110V111H31ZM36 110H38V111H36ZM48 110H50V112H51V114L49 113V112H47ZM112 110V112H110ZM113 110H114V112H113ZM122 110V111H121ZM136 110H138V111H136ZM144 110V111H143ZM231 110V109H230ZM229 110V111H230ZM249 110H253V108H251V109H249ZM12 113H11V112ZM57 111H59L58 113H57ZM60 111H61V113H60ZM68 111V112H67ZM74 112L73 114L75 115L77 112L79 113V114H81V113H83L84 114V116L83 115H81V116H83V117H85V114L88 116H90V114H88L89 112L91 113V111H92V115H93V113L96 111V113H97V117H96V113L91 117V120H90V117H88L89 119V121L90 122H88V120L87 119H85V118H83V117H81V119L79 118V116L77 117L76 115V117L78 118V119H75L74 120V118H73V120L71 121V119H72V117H71V119L68 121V116L69 115H71L72 114V112ZM77 111V112H76ZM115 111H117V112H119V113H117V112H115ZM150 111V112H149ZM154 111H156V112H154ZM192 111H194V112H192ZM2 112V113H1ZM21 112V113H20ZM23 112V113H22ZM47 112V113H46ZM124 112H126L128 115H125L126 113H124ZM136 112H142V114L141 113H139V114H141V115H139L138 113H136ZM145 112V114H143ZM154 112V114H152ZM161 112V113H160ZM173 112V113H172ZM204 112V113H203ZM224 112V113H223ZM236 112V111H235ZM25 113V114H24ZM34 113V114H35ZM41 113H44L45 115H42ZM54 113H55V115H54ZM60 113V114H59ZM65 113V114H64ZM71 113V114H70ZM106 113V114H105ZM114 113V114H113ZM131 113L132 114H134V115H138L139 117H134V115H133V117L135 118L134 120H130L131 118L133 119V117L132 116H129V115H131ZM146 113H148L147 115L150 117V119H149V117H148V121L150 120V122H148V124H147V121L145 120V119H143V117H141L142 115H144V118H145V115H146ZM149 113H151V115L149 114ZM1 114H3V116L1 115ZM12 114V115H11ZM21 114V115H20ZM33 114V115H34ZM41 114V115H40ZM47 114V115H46ZM111 114H112V116H111ZM122 114H124V115H122V117H121V115ZM156 114V115H155ZM162 114H164V116L162 115ZM181 114V116H179ZM186 114V113H185ZM231 114V113H230ZM27 117H26V116ZM52 115V116H51ZM58 115H60V116H58ZM99 115H101L100 117H99ZM104 115H105V117H104ZM118 115H120L119 117L123 120V122H121L122 120L121 119H119V117H118ZM161 115V116H160ZM224 115V117H226ZM43 116H46V117H43ZM55 116V117H54ZM65 117L66 116V119L65 118H63V120H62V117ZM106 119V122L104 123V125L102 124V123H99V122H96V120H98V121H101V122H104L105 121V119L103 118V117ZM108 116V117H107ZM114 116H117L118 118H116V117H114ZM128 118H127V117ZM152 116H155V117H152ZM157 116H158V118H157ZM168 116V117H167ZM175 116V117H174ZM197 116V117H198ZM208 116V115H207ZM227 116V117H228ZM36 117V118H35ZM40 117V118H39ZM58 117V118H57ZM60 117V118H59ZM69 117V118H70ZM74 117V116H73ZM93 117H94V119H93ZM110 117H112V118H110ZM129 117H131V118H129ZM143 119V120H145V122H146V125H145V122L143 121V120H141V118ZM170 117V118H169ZM203 117V118H204ZM226 117V118H227ZM38 119V120H40L41 119V122L39 121V122H37L38 120H35V119ZM50 118V119H49ZM52 118V119H51ZM55 118H56V120H55ZM87 118V117H86ZM100 118H103L102 120L100 119ZM108 118V119H107ZM111 120H110V119ZM125 118V119H124ZM140 119V121H139V119ZM147 118V117H146ZM155 118V119H154ZM159 118H160V120H159ZM162 118V119H161ZM171 118H172V120H171ZM176 118L178 119V120H176ZM190 118H191V120H190ZM193 118V119H192ZM229 118V117H228ZM227 118V119H228ZM13 119V118H12ZM11 119V120H12ZM48 119V120H47ZM114 119H115V121H114ZM116 119H119V120H116ZM127 119V120H126ZM137 119H138V121H137ZM187 119V120H186ZM16 120H12V121H15L16 122ZM32 120V121H31ZM35 120V121H34ZM78 122H77V121ZM79 120H81V121H79ZM87 120V121H86ZM136 120V121H135ZM153 120V121H152ZM171 120V121H170ZM179 120H180V122H179ZM189 120V121H188ZM1 121V122H2ZM21 121V122H20ZM47 121H49L48 123H47ZM57 121V122H56ZM66 121V122H65ZM75 121V122H74ZM84 121H85V123H84ZM108 121V122H107ZM114 121V123H112ZM132 121V122H131ZM159 121V122H158ZM176 121V122H175ZM0 122V123H1ZM8 122H10V123H12L11 121H8ZM15 122H13V123H15ZM33 122V123H32ZM52 122V123H51ZM61 122H62V125H61ZM67 122H68V124H67ZM70 122V123H69ZM72 122H73V124H72ZM92 122L94 123V125H91L92 124ZM138 122V123H137ZM7 124V125H10V124H8L7 123V121L6 122H2L1 123V125L2 124ZM17 123V122H16ZM22 123V124H21ZM54 123V124H53ZM60 123V124H59ZM66 123V124H65ZM80 123V124H79ZM97 123H99V124H97ZM110 123H111V125H110ZM121 123V124H120ZM124 125H123V124ZM163 123V124H162ZM5 124V125H6ZM18 124V123H17ZM24 124V125H23ZM59 124V125H58ZM79 126H83V127H79V130L77 129V127H78V125ZM95 124H97L99 127H97V125H95ZM106 124V125H105ZM169 124V123H168ZM168 124H166V125H168ZM12 125V124H11ZM77 127H76V126ZM88 125V126H87ZM103 127H102V126ZM107 125H108V127L110 126H112V129H113V127H118L119 129L120 128H122V130L124 129V131H122V130H120V131H118L119 129L118 128H115V130H117V131H112V129L110 130V127L108 128L107 127ZM120 125L121 126H123V127H120ZM127 125V126H126ZM25 126V127H24ZM32 126H36L37 128H35V132H36V130H38V131H41V134H46L47 136H48V134L47 133H43V131L42 130H40V128L38 129V125H32ZM73 128H72V127ZM94 127V129H93V127ZM104 126H106V127H104ZM127 128H126V127ZM28 127V128H29ZM59 127V128H58ZM76 127V128H75ZM89 127V128H88ZM92 127V128H91ZM95 127H97V130H96V128ZM101 127H102V129H101ZM131 127H133V126H131ZM44 128V127H43ZM64 128V129H63ZM83 128V129H82ZM87 128V129H86ZM99 128V129H98ZM34 129V127L32 128L31 127V129H29L30 130V132H28V130H27V128H26V130H27V132L28 133H31V136H29V134L27 133V136H29V137H33V134H32V132L34 131L33 130ZM49 129V130H48ZM66 129V130H65ZM85 129H86V131H85ZM102 131H101V130ZM26 130H25V133H26ZM33 130V131H32ZM69 130H71L70 132H69ZM93 130H95V131H93ZM99 130H100V132H99ZM108 130H109V132H108ZM32 131V132H31ZM37 131V132H38ZM51 132L50 133H52V130H50ZM53 131H55V129L53 130ZM78 131H79V133H78ZM96 131H97V133H96ZM12 132V133H13ZM36 132V133H37ZM56 132V131H55ZM55 132L53 133L54 135H55ZM83 132V133H82ZM99 132V133H98ZM112 132H117L118 133V135H116L115 136V133H114V135H113V133ZM120 132V133H119ZM34 133V132H33ZM36 133H34V134H36ZM57 134H58V132H56ZM66 133H72V135L71 134H69L68 135V137H67V135H66ZM93 133V134H92ZM108 133V134H107ZM110 133V134H109ZM116 133V134H117ZM37 134H39V133H37ZM76 134H74V135H76ZM80 134V135H81ZM26 134H23V136H25ZM53 135V136H54ZM26 136V137H27ZM42 138H43V135H40ZM39 135H38V137H40ZM45 136V135H44ZM57 136V135H56ZM55 136V137H56ZM98 136V137H97ZM113 136V137H112ZM34 137H36V136H34ZM55 137H54V139H55ZM75 137H77V136H75ZM111 137V138H110ZM115 137V138H114ZM48 138L49 139H52L50 136H48ZM73 138V137H72ZM77 138H79V135H78V137ZM82 138V137H81ZM95 138H91V137H89L88 139H89V141L88 142H92V143H98V140L95 142H93V140H96ZM91 139H93V140H91ZM175 139H177L176 138V136H175ZM91 140V141H90ZM69 141V140H68ZM85 140H84V138L82 139V141L81 142H84ZM176 141V140H175ZM174 141V142H175ZM22 141H19V143L21 144V145H24L23 143H21ZM80 142V143H81ZM88 142H85V144L86 143H88ZM112 143H114L113 142V140L111 141ZM150 143V145H152L153 147H155V148H153L152 146H151V148H149V149H145V150H143L142 151V153H141V155L139 156V154H137L136 155V153H132L133 155H135V156H133L131 153V155L129 154V153H127V156H126V153H125V155H123V153L124 152H122V157L120 156V154H121V152H120V154L117 152V150H114L115 151V154H114V152H113V150L112 149H110L109 147H107L108 149H110L111 150V152H110V150L109 151H107L106 153L104 152V150H105V148L103 147V146H99V144H94V145H91L93 148L97 145V146H99L100 148H103L102 150L99 148V147H96L97 148V150L98 151H101V154L100 155H102V157H100L99 156V154L97 155V157L96 156H94V155H96V153H94V151H96L97 152V150L96 149H93V148H90L91 146H90V144H86V149L85 148H82L81 146L82 145H85V144H78L81 148H82V150H81V148H79L78 146V148L80 149V151H78V148L76 147V148H74V150H76V151H78L77 152V154L74 152V150L73 151H71V153H73L72 155H73V157L76 155V157H75V159L74 158H71L70 159V161L68 162L67 160V162H65V161H63L62 163H60V168H59V164H58V166L56 167V166H54V167H50V166H46L45 164H43V162H42V165H41V163L39 164V162H36L37 164H39V166L36 168V164L34 163V162H27L28 164H34L35 165V167L34 168H36V169H38V170H32V169H30V165H29V168H28V165L26 166V164L23 166V163L20 165L21 167L23 166V171H25V166H26V172H24L23 173V171L21 172V169L19 170V168H18V172L16 171L17 170V167H14V169L15 170H12V168L10 169V174L8 173V172H5V174H6V177L4 176V174H3V176L2 177H4L5 179H10V182L8 181L6 184H4V185H2V186H0V191H3V192H1L0 193V195H1V197L0 198H3V199H5V198H7V197H5V194H11V196L10 197H13V195H14V199L12 200L10 197H9V199H11V200H9V202L11 201H13L12 203L14 204L15 203V206H19V204H21L22 203V205H23V198L25 199V201H27V202H25L24 201V203H29V206L30 207H32L34 204V207H32V208H36V209H38L39 208V206H38V208H37V206L36 205H40V203L42 202L41 200H39L38 198H41V199H43L44 197H45V201H46V203H47V201L48 200H50V201H52L51 199H53L54 200V198L55 197H53L54 195L56 196H58L59 195V197H61V194H63L62 195V197H64V196H66L67 194H64V193H66V192H68V191H70L71 189L72 190H74V193H75V190L76 189H79V188H77L78 186L79 187H81L80 189H82V186H81V184L83 183H81V181L79 182V180H80V177H81V179H84L85 181H86V179L88 178V177H85V176H89V175H91L92 176V178H91V176H89V181L92 183V181H93V183L92 184H94V182L96 183V181H97V183H100L98 180H103L102 181V183L104 184L105 182L107 183V181L109 182L110 180L109 179H112L111 181H113L114 182V180H113V178L114 179H118L117 181L115 180V182H116V184H117V182L118 181H120L121 179H122V181H123V179H125L124 180V182L122 183V187L124 186V189H125V187H127L128 189H129V187L131 186L132 188H136V187H138L140 184H141V186L143 187L144 185H147L146 187H143V188H154L156 191H153V189H152V191H153V195L155 194V195H157V194H160L161 193V190H163L164 189V187L166 186V184L165 183H167L168 184V182L170 183V180H173L175 177H173V176H175L174 174H172V173H170V168H171V166L172 165H174L175 166V168H174V170L175 169H177V171H180L179 169H184V167H182V165H181V163L183 164H185V165H187V166H189V168L190 169H192L193 170V168L191 167V166H194V164L196 165V169L197 170H199L200 169V167H201V165L204 167L205 166V168H206V165H207V163H206V159H208L207 157L209 156V157H214V159L216 160L214 163V165H215V167L216 168H214V170L213 171H215L217 168L219 169V171H223V169L225 168H228V166L227 167H222L221 165H223L224 164V162L225 161H227V159H222V158H227V156H225L224 155V153H220V154H217L216 152L217 151H219V152H221L222 150L221 149H219V147H215L216 149H214V148H212V149H214V152H210V153H204L205 151L207 152V150L205 149V148H190V147H186V146H184L182 143H180V145H179V141H176V143H173V141L172 142H165V143H162V142H160V141H158V140H151V141H149ZM156 142H157V144H156ZM19 143H17L18 145H19ZM26 143V142H25ZM160 143V144H159ZM169 143V144H168ZM170 143H172V144H170ZM17 144L15 145V146H13L14 148L12 149V146L10 145H8V147H7V149H9V147H11V150H12V152L13 151H16V150H19V149H15V147L17 146ZM27 144H29V143H27ZM168 144V145H167ZM29 145H32V144H29ZM108 145V144H107ZM163 145V147H160V146H162ZM181 145H183V146H181ZM25 146V145H24ZM87 146H90L89 147V149H91V150H94L93 152L91 151V150H89L88 149V147ZM167 146V147H166ZM5 148H6V146H4ZM84 147V146H83ZM1 148V150H4L3 149V147H0ZM17 148H18V146H17ZM25 149L27 148L26 146L24 147ZM100 150H99V149ZM106 148V149H107ZM21 149H23V146H22V148ZM166 149V150H165ZM187 149V150H186ZM190 149V150H189ZM192 149H194V150H192ZM204 149V150H203ZM6 150V149H5ZM28 150H31V149H29L28 148ZM27 149L26 150H24L23 149V151H26V152H30V151H28ZM34 150V149H33ZM33 150H31V152L33 153L34 151ZM165 150V151H164ZM171 150V151H170ZM186 151V152H184V151ZM196 150V151H195ZM216 150V151H215ZM7 151V150H6ZM5 151V152H6ZM38 151V150H37ZM88 151V152H87ZM90 151V152H89ZM120 151V150H119ZM151 151V152H150ZM158 151V152H157ZM163 151V152H162ZM191 153H190V152ZM204 151V152H203ZM8 152H11L10 151V149H9V151ZM8 152H6V153H8ZM20 152V150L18 151V154H22V156L21 155H19V156H21V157H27L28 158V154L27 153H25V154H27L26 156L24 155L23 156V153L24 152H22V153H19ZM30 152V153H31ZM83 155H80V156H78V154H80V153ZM92 152V153H91ZM145 152H147L148 154H146ZM162 154H161V153ZM165 152V153H164ZM172 152V153H171ZM179 154H178V153ZM5 153V154H6ZM17 153V152H16ZM84 153H87V154H84ZM90 155H89V154ZM112 153L115 155V157L117 158H114V155H112ZM143 153H144V155H143ZM150 153V154H149ZM170 153V154H169ZM213 153V154H212ZM1 154H4L3 153V151H1L0 152V155ZM5 154H4V156H5ZM13 154V153H12ZM12 154H8V155H6V157L7 156H10V155H12ZM18 154H15L16 155V158L17 157H19L18 156ZM92 154V155H91ZM104 154V155H103ZM158 154V155H157ZM164 154V158H163V155ZM166 154V155H165ZM181 154V155H180ZM190 156H189V155ZM210 154V155H209ZM31 155L32 154H30L29 156L31 157ZM86 155H87V157H86ZM107 155V156H106ZM111 155V156H110ZM143 155V156H142ZM157 155V156H156ZM168 155H170V156H168ZM175 155V156H174ZM177 155V156H176ZM179 155H180V157H179ZM184 155V157H182ZM188 155V156H187ZM207 155V156H206ZM217 155V156H216ZM260 155V156H259ZM14 156V155H13ZM81 156H82V158H81ZM91 156V157H90ZM105 156V157H104ZM109 156V157H108ZM126 156V158H124V157ZM150 156V157H149ZM160 156L163 158H160ZM171 156H172V158L173 157H175L174 158V161H173V159L171 158ZM254 160L253 161H255V162H253L252 161V163H253V167H255L254 165L256 164V165H259L260 164V166H264V164H262L263 162H264V156H262L261 154H259V153H257V154H254ZM1 157H2V155H1ZM77 157H79L80 158V160H78V158ZM90 157V158H89ZM93 157V158H92ZM96 157V158H95ZM99 157V158H98ZM111 157H113V158H111ZM135 157V158H134ZM145 157V159H143ZM152 157V158H151ZM159 159H158V158ZM165 157H167V158H165ZM182 157V158H181ZM187 157V158H186ZM190 157H192V158H190ZM216 157V158H215ZM259 157V158H258ZM3 158V157H2ZM5 158V157H4ZM24 158L21 160L20 159V157L18 158V161L19 160H21V162L23 161L24 162ZM95 158V159H94ZM98 158V159H97ZM120 158H122V160L120 159ZM124 158V159H123ZM155 158V159H154ZM188 158L190 159V160H188ZM220 158V159H219ZM256 158H257V161H256ZM262 158V160H260ZM88 159V160H87ZM101 159V160H100ZM140 159V160H139ZM168 159H170V160H168ZM181 159V160H180ZM183 159L186 161V162H184L183 161ZM193 159H195V160H193ZM51 160V159H50ZM73 160H75V162L73 161ZM90 160V161H89ZM119 160H121V162L119 161ZM138 161V163L136 162V165L134 164L135 163V161ZM149 160V161H148ZM153 162H151V161ZM160 160V161H159ZM167 160H168V162H167ZM205 160V161H204ZM225 160V161H224ZM27 161H29V159L27 160ZM78 161H80V162H78ZM86 161H89V162H86ZM100 161L102 162V164L100 163ZM119 161V162H118ZM128 161V162H127ZM133 161V162H132ZM155 161H158V162H155ZM171 161V163L170 164H166V163H169ZM172 161H173V163H172ZM177 161V162H176ZM191 161V162H190ZM194 161H196L195 163H194ZM202 161V162H201ZM262 161V162H261ZM25 162H26V160H25ZM91 162V163H90ZM96 162V163H95ZM123 162V163H122ZM131 162V163H130ZM145 162V163H144ZM160 162V163H159ZM178 162H180V165H179V163ZM192 163V164H190V163ZM204 162V163H203ZM85 163H86V165L88 166V169H84V168H87L86 166H85ZM109 163V164H108ZM188 163V164H187ZM201 163V164H200ZM223 163V164H222ZM259 163V164H258ZM80 164H82V166H84V168H82V170L84 169V170H86L85 171V173H81V174H83V175H81V174H77L78 176H80V177H78L77 175V177H75V172H76V170L78 169V168H81L82 166H80ZM84 164V165H83ZM89 164H94V165H89ZM102 166H101V165ZM110 164H114L115 166H112V165H110ZM130 164V165H129ZM143 166H142V165ZM145 164V165H144ZM158 164V165H157ZM163 164L164 165H166V166H163ZM172 164V165H171ZM176 164H178V165H176ZM183 164V165H184ZM200 164V165H199ZM262 164V165H261ZM45 165V166H44ZM80 167H79V166ZM107 165H109V166H107ZM122 165V166H121ZM127 165V166H126ZM133 165V166H132ZM142 166V167H139V166ZM162 165V166H161ZM169 165H170V167H169ZM225 165V164H224ZM223 165V166H224ZM33 166V165H32ZM78 167L77 169L75 168V167ZM92 166L93 168H90V167ZM104 166V167H103ZM105 166H107L106 168H105ZM118 166V167H117ZM144 166H146V168L144 167ZM149 166V167H148ZM160 166V167H159ZM168 166V167H167ZM173 166V167H174ZM177 166V167H176ZM180 168H179V167ZM187 166H185V167H187ZM42 167H47V168H42ZM96 167V168H95ZM100 167H102V168H100ZM109 167V168H108ZM116 167V168H115ZM120 167V168H119ZM131 167V168H130ZM164 167H166V168H164ZM172 167V168H173ZM41 168V169H40ZM49 168V169H48ZM55 169V170H58L59 171V169H60V175L62 174V176L61 177H63L64 175H65V177H63V178H61V177H59V175H57V172H56V175L58 176V177H56V175H54V178H50V177H52L53 176V169ZM59 168V169H58ZM74 168V169H73ZM95 168V169H94ZM128 168H129V170H128ZM136 168H137V170H136ZM142 169V170H140V169ZM145 168V169H144ZM149 168H151V169H149ZM159 170H158V169ZM188 167L187 168H185V170L187 169H189ZM194 168V170L196 171V169ZM221 168V169H220ZM28 169H30V172L31 173H29L28 171ZM63 169H65L64 171H63ZM67 169H68V171L69 172H71L72 170V172L71 173H73L74 171V175H72L71 173H66V171H67ZM91 171H90V170ZM105 170V171H107L106 173L108 174V173H110V171H111V169H112V171H111V175H112V173H113V175L112 176H114V174H116L117 175V178H116V176L115 177H112V178H108V180L107 179H105L106 177H111L110 175H103V173L105 172H103L102 171V173L100 172L101 170ZM115 169H118V170H116V172L114 173V171H115ZM120 169V170H119ZM124 169V170H123ZM132 169V170H131ZM134 169L136 170V173H135V171H134ZM144 169V170H143ZM147 169H149V170H147ZM154 169H155V171H154ZM164 169V170H163ZM167 169H170L169 171H165V170H167ZM189 169V170H190ZM12 170V171H11ZM28 170V171H27ZM51 170V171H50ZM64 172H62V171ZM80 171L79 169L77 170V171H80V172H84V170L83 171ZM93 170V171H92ZM138 170H140L141 172H140V174H139V172H137ZM147 170V171H146ZM157 170H158V172H157ZM33 171V172H32ZM99 171V172H98ZM119 173H118V172ZM120 171H121V173H120ZM134 171V172H133ZM143 171V172H142ZM176 171V170H175ZM205 171V170H204ZM210 171V170H209ZM208 171V172H209ZM212 171V170H211ZM218 171V170H217ZM251 172H252V170H250ZM22 173V174H20V173ZM43 172V173H42ZM59 172H58V174H59ZM96 172L98 173V174H96ZM124 172H126L125 174H127V175H125L124 174ZM128 172V173H127ZM148 172H149V175H147L148 174ZM155 172H156V174H155ZM190 172H192V171H190ZM198 172V171H197ZM200 172V171H199ZM201 172H203V171H201ZM200 172V173H201ZM223 172H225V171H223ZM9 175H8V174ZM26 173H28V174H26ZM52 173V176H50V174ZM66 173V174H65ZM79 173V172H78ZM86 173H87V175H86ZM95 173V174H94ZM100 173V174H99ZM118 173V174H117ZM130 173H131V175H130ZM133 173H135V174H133ZM162 173V174H161ZM179 173V172H178ZM206 174H207V171L205 172ZM31 174V175H30ZM47 174H48V176H47ZM64 174V175H63ZM70 174V175H69ZM85 174V175H84ZM120 174H121V176H120ZM126 176H124V175ZM144 174V175H143ZM157 174H159V175H157ZM170 174H172V175H170ZM208 174H210V173H208ZM7 175H8V178H7ZM21 176V178L20 177H18L17 178V176ZM23 175H25L24 176V178H23ZM28 175V176H27ZM30 175V176H29ZM72 175V176H71ZM96 175H97V177H99V179L96 177ZM99 175V176H98ZM100 175L102 176L103 175V179L102 178H100ZM130 175V176H129ZM153 175V176H152ZM156 175V176H155ZM168 175V176H167ZM222 175H224V174H222ZM0 176V177H1ZM50 176V177H49ZM82 176H84V178H82ZM106 176V177H105ZM137 176V177H136ZM146 176H148V177H146ZM149 176H151L150 177V179H149ZM159 176V177H158ZM163 176H167V182H166V180H165V178H162ZM171 176V177H170ZM176 176H178V175H176ZM226 176H227V174L225 175V177L224 178H226ZM17 179H16V178ZM37 177V178H36ZM42 177V178H41ZM72 177V178H71ZM94 177L96 178V179H94ZM121 177V178H120ZM129 177V178H128ZM143 177V178H142ZM154 177V178H153ZM169 177V178H168ZM173 177V178H172ZM17 180H15V179ZM28 180H27V179ZM30 178V179H29ZM36 178V179H35ZM38 178H40V179H38ZM44 178H48V179H44ZM57 178H61V179H59L58 181H56V179ZM74 178H76L77 179V181H75V179ZM120 178V179H119ZM132 178L134 179V181L132 180ZM156 178H158V180L156 179ZM171 178V179H170ZM223 178V177H222ZM14 181H13V180ZM24 179V180H23ZM35 179V180H34ZM66 179H68V180H66ZM73 181H72V180ZM88 179H87V184H88ZM96 180V181H94V180ZM105 179V180H104ZM126 179H128V181H129V183H125L127 180ZM138 180V181H136L135 182V180ZM148 179V180H147ZM164 179V180H163ZM169 179V180H168ZM176 179V178H175ZM174 179V180H175ZM179 179V178H178ZM20 180V181H19ZM33 182V183H31V181ZM34 180V181H33ZM42 180H45L46 182H43ZM48 180V181H47ZM64 180V181H63ZM65 180H66V182H65ZM70 180V181H69ZM83 180V181H84ZM92 180V181H91ZM107 180V181H106ZM141 180V181H140ZM160 180H162V181H164L165 183V185L162 183V182H160ZM50 181V182H49ZM56 181V182H55ZM69 181V182H68ZM74 181H75V183H74ZM84 181V182H85ZM130 181L132 182V183H130ZM144 181V182H143ZM154 181H156V183L158 184H156L155 185V182ZM14 182V183H13ZM19 182V183H18ZM27 182V183H26ZM28 182H30L29 184H28ZM59 182V185L60 184H63V186L65 185V188H71L72 186H71V184L73 185V187L70 189V190H65V188H63V190H61L60 191V189H62V188H60V189H58V187H59V185L57 184ZM61 182V183H60ZM63 182V183H62ZM90 182H89V184H90ZM135 184H134V183ZM138 182V183H137ZM142 182V183H141ZM147 182H151V184H153V185H150V183H148V184H146ZM152 182H154V183H152ZM50 183V184H49ZM51 183H52V185H51ZM68 183H69V185H68ZM74 183V184H73ZM78 183H81V184H78ZM96 183V184H97ZM120 183V182H119ZM125 183V185H123ZM136 183H137V185H136ZM140 183V184H139ZM159 183H161V184H159ZM175 183V182H174ZM17 184V185H16ZM18 184H21V185H18ZM23 184H24V186L26 187V184H27V187L25 188H19L18 189V187H20V186H22L23 187ZM31 184V185H30ZM58 186H57V185ZM67 184V185H66ZM83 184H85V183H83ZM87 184H85L84 186L86 187V185ZM88 184V185H89ZM96 184H95V187H96ZM116 184L114 185V183H113V185L112 184H110L109 186L110 187H108V189H106V188H104V189H106L108 192L106 193V195H105V197H109V194H110V196H111V194L113 195V194H115V192H117V191H115V190H117L118 189V187L116 186ZM75 185V186H74ZM121 185V184H120ZM128 185V186H127ZM4 186V187H3ZM13 188V186H15V187H17V189L16 188H11V187ZM51 186H53V187H51ZM56 186V187H55ZM63 186H61L60 185V187H63ZM89 186H91V185H89ZM107 186H108V183H107ZM112 186L114 187V188H112ZM134 186V187H133ZM136 186V187H135ZM141 186H139L137 189H139V190H141L140 188H142ZM152 186V187H151ZM2 187V188H1ZM6 187H7V189H6ZM10 187V188H9ZM94 186H92L91 187V189H95V187L93 188ZM116 187H117V189H116ZM120 187V186H119ZM130 187V188H131ZM156 187L158 188V190L156 189ZM9 188V189H8ZM84 188V187H83ZM86 188H88V190H90L89 188L90 187H86ZM83 189V190H87V189ZM97 188H98V186H97ZM96 188V189H97ZM110 188H112L114 191H112V189H110ZM163 188V189H162ZM3 189V190H2ZM21 189V190H20ZM56 189V190H55ZM80 189L78 190V192L80 191ZM96 189L94 190V191H92V193H97V194H95L96 196L97 195H99L98 193L100 192H98V191H96ZM100 189V188H99ZM65 190V191H64ZM71 190V191H72ZM145 190H148V189H145ZM160 190V191H159ZM7 193H6V192ZM11 191H12V193H11ZM20 191V192H19ZM23 191V192H22ZM56 191V192H55ZM58 191H60V192H58ZM62 191H64V192H62ZM70 191V192H71ZM103 191H105V190H103ZM102 191V192H103ZM112 191V192H111ZM125 192V194L123 193V195L122 196H124V197H126V193H127V189L126 190H124ZM129 192H130V190H128ZM5 192V193H4ZM57 192H58V194H57ZM77 192V193H78ZM81 192V191H80ZM79 192V193H80ZM82 192H84V191H82ZM89 193H90V191H88ZM102 192H100V196L102 197V196H104L103 194H102ZM120 192V191H119ZM151 192V191H150ZM154 192H156V193H154ZM157 192H160V193H157ZM163 192V191H162ZM13 193H18L17 194V196L18 195H20L19 197H20V200L19 199H17V205H16V198H19V197H16L15 196V194H13ZM60 193V194H59ZM69 193V192H68ZM73 192L70 194H68L67 196H70V195H72V197L74 196V195H76V194H74ZM109 193V194H108ZM122 193V192H121ZM13 194V195H12ZM25 194V195H24ZM36 194H37V197H36ZM48 194V195H47ZM54 194V195H53ZM91 194V193H90ZM102 194V195H101ZM129 194L130 193H128V195H127V197L129 196ZM151 193H150V195H152ZM161 194H163V193H161ZM160 194V195H161ZM2 195H4V196H2ZM22 195H23V197H22ZM39 195H42V196H39ZM78 195V194H77ZM108 195V196H107ZM117 195V194H116ZM116 195H115V197H116ZM149 195V194H148ZM33 196V197H32ZM92 196H94L93 194H92ZM99 196V197H100ZM119 196V195H118ZM159 196V195H158ZM161 196H163V195H161ZM229 196V195H228ZM226 197L225 196V198H223V199H225L224 201L223 200H220L221 202L223 201V202H225L226 200H229V199H231L230 201L232 202L233 201V199H234V202L233 203H235L236 201H237V203H235V205L237 204V206L239 207V203L240 204H247V206H248V208H251L252 207V204H251V206H250V203H251V201L248 199V201H246V200H242V197H240V195H236L235 197L237 198V197H240V198H237V199H241L240 200V202H238L239 200H237L234 196H231V198H229V197ZM36 197V198H35ZM43 197V198H42ZM51 197V198H50ZM58 197V198H59ZM234 197V198H233ZM22 198V199H21ZM33 198H35V199H33ZM48 198H50V199H48ZM98 198V197H97ZM104 198V197H103ZM110 198H112V197H110ZM109 198V199H110ZM228 198V199H227ZM233 198V199H232ZM244 198V197H243ZM2 199V200H3ZM8 199V198H7ZM6 199V200H7ZM31 199V200H30ZM41 201L40 203H39V201ZM47 199V200H46ZM114 199V198H113ZM127 199V198H126ZM6 200H4V201H6ZM18 200H19V202H18ZM31 201V202H29V201ZM34 202H36L37 201V203H34ZM36 200V201H35ZM44 200V199H43ZM8 201V200H7ZM21 201V202H20ZM49 201V202H50ZM244 201H246L245 203H241V202H244ZM11 203V204H12ZM19 203V204H18ZM30 203H31V205H32V203H33V205L31 206L30 205ZM43 203H45L44 201L41 203V204H43ZM220 203V202H219ZM27 204H25V205H27ZM28 206V207H29ZM250 206V207H249ZM259 206V205H258ZM23 207H24V205H23ZM26 207V206H25ZM41 207H43V206H41ZM261 209H263L262 208V206L260 207ZM240 209H244V208H242V207H240ZM157 237V236H156ZM160 238H162L161 236H160ZM159 238V239H160ZM162 240V239H161ZM160 240V241H161ZM150 241H152V240H150ZM153 241H155V240H153ZM152 241V242H153ZM157 241H159V240H157ZM157 241H155V243L153 242V244H152V242H151V244H152V247H155L156 246V242ZM160 241L157 243V246H160V244H161V248L163 247L164 249H167V248H169V249H167V251L166 252H164V253H167L168 252V254H169V251L171 252V248L170 247H172V246H174V245H177V244H180L181 242L180 241H177V242H173V241H171V242H173L174 243V245H173V243L171 244V242H170V240H168V242H170V243H166V241H161V242H165L164 244H162V243H160ZM130 242V241H129ZM128 241H127V243L128 244H130V245H132L130 248H133V247H135V248H133L132 250H133V252L135 251L136 252V256H137V253L139 254V252H140V255L142 256V254H143V252H145V251H149L152 247H151V245H150V242L148 243V242H144V241H140V242H138L137 241V243H139V244H142V246L141 245H139L138 244V246H140L141 248H144L143 250L140 248H138L139 249V251H138V249H137V243L135 242H133V241H131L130 243H129ZM142 242V243H141ZM144 242V243H143ZM179 242V243H178ZM124 243V242H123ZM126 243V242H125ZM124 243V244H125ZM132 243H134V246H133V244ZM144 244V245H143ZM155 244V245H154ZM166 244V245H165ZM123 245V244H122ZM121 245V246H122ZM126 245V244H125ZM136 245V246H135ZM147 246L146 248L144 247V246ZM154 245V246H153ZM164 245L167 247V246H169L170 245V247H164ZM122 247H125L124 245L122 246ZM122 247H117L116 249L119 251H121L120 252V254H122V252H125L126 251V249L125 248H122ZM127 247V246H126ZM148 248H149V250H148ZM162 248V249H163ZM145 249H147V250H145ZM124 250V251H123ZM130 249H128V251H129ZM141 250V251H140ZM169 250V251H168ZM143 251V252H142ZM163 251H165V250H163ZM162 250H161V252H163ZM132 252V251H131ZM132 252V253H133ZM0 253H1V251H0ZM142 253V254H141ZM146 253V252H145ZM135 255L133 256L134 258H135ZM161 255V254H160ZM1 257V262H0V264L2 263V262H4V259H5V261H7V257L6 256H4L3 257V259H2V255L0 256ZM16 257V256H15ZM153 258H151V260L150 259H148L147 261H146V263H152V264H168V262H170V261H168L167 259H164L162 256H157L156 257V255L154 254L153 256H152ZM160 257V258H159ZM167 257H168V255H167ZM167 257H165V258H167ZM9 258V257H8ZM139 258V256H137L136 257V259H138ZM154 258H159V259H161V260H159V259H157V261H156V259L154 260ZM169 258V257H168ZM15 259V258H14ZM17 259V261H22V259H18V257L16 258ZM140 259V258H139ZM185 259V258H184ZM3 260V261H2ZM9 260V259H8ZM152 260H154V261H152ZM20 261V262H21ZM159 261V263H157ZM8 262V261H7ZM7 262H5V263H7ZM156 262V263H155ZM167 262V263H166ZM256 262H258L259 264H260V262L259 261H256L255 260V264H257ZM254 263V262H253ZM4 264V263H3ZM170 264V263H169ZM189 264V263H188ZM250 264H252V262L250 263ZM264 264V263H263Z\"/></svg>", "mask_w": 264, "mask_h": 264}]
</instances>
